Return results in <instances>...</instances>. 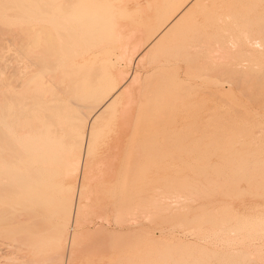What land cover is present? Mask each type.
<instances>
[{"label":"rangeland","instance_id":"374dc122","mask_svg":"<svg viewBox=\"0 0 264 264\" xmlns=\"http://www.w3.org/2000/svg\"><path fill=\"white\" fill-rule=\"evenodd\" d=\"M62 1H64V0H53V5L51 7V13H48V14H50L51 17L55 16V18H56V20H54L55 18L53 19V25H50V23L47 22V26H46L45 25L46 21L44 22L41 19H37L38 22L35 20H34L35 22L34 21L30 22V21L25 20L23 22V24L25 23L24 24L25 26H26V24H31V25H27L28 27L24 26L25 28H23L22 24H21V26L16 25V26H14V28L11 27L8 32L5 31L4 32L5 35L3 34V36H2L0 33V35H1L0 36V68L3 66L0 69V71H1L0 72V78H1V76L4 77L7 75L6 73L3 74V72H4L3 70H4V68H6L5 64H10L9 58L14 57V55H15V49H16L15 47L16 46L14 47V45L16 44V40H17L15 36L20 31L14 33L13 32L14 29H18V28L21 29V27H22V30L27 28L26 30L32 31L31 29H34L33 31H35V32L38 29L37 31H42L45 33L46 38H47V34L53 35V38L56 36L54 33H59V34L61 33L60 34L61 36H63V34H64L63 37H60L59 34H57V36L54 38L55 41H57V42L59 40L61 42L63 41L64 42L63 44L60 43V41L58 43L60 45H64V46L66 44L72 45V46L78 45L79 42L82 40L81 38L87 32H95L94 34L96 36L101 35V44L95 45L91 49V53H93L94 52L93 50H95V53L92 54L95 56L94 58L91 59L90 58L91 56H90L89 59L86 60L88 55L90 54V51H83V49L78 47V52H80V53L83 52V54L85 53L83 55V57L81 56V57L72 58L74 60L71 59L70 61H67L66 67H63L62 69H66L68 71L70 69H74V68H78V67L82 68V67L86 66L87 63H90L91 66L90 65H87V66H90V67L93 66L92 68L94 70L97 69L99 72L98 76L95 79V89L97 91L96 95H98V94L100 95L99 96V100H101L100 102L103 101L104 102V103L102 102L103 104H107V103L111 102V99L113 98L112 102L114 101L116 104L115 109L112 108L113 111L112 110L110 111L107 119L106 118H104V120L101 119V121L102 120L103 121L102 122L100 121L99 125L97 124L95 126V129L92 128V125H90L93 122L94 116H93V118H92V116L89 117L90 119L88 118V120L86 122L87 125L85 123V128H84L85 130L84 129H83V131L81 130L80 134L78 135L79 140L80 139L83 140V141L80 140L83 145L81 143L78 145L79 151H81L80 152L81 154L80 155L78 154V156H80V158L79 157L77 158V160L78 159L79 160L78 161L76 160L74 163H70V165H69L70 167L69 168L67 167L68 168V170H67L68 175H67V177L65 176L66 178L63 177L64 176L63 174L58 175L54 178V181H53L54 184L53 185H55V186L59 185L60 186V185L66 183L69 190L76 191V196L74 199V205L76 207L77 206L76 203L83 204V206H84L83 211H85L86 214L89 215V217L86 215V218H84L82 221H80V223L75 224L74 223V221H75L74 217L75 216H73L72 222L69 224L68 229H67L68 230L67 236L69 237V241L67 244H65L66 247H65V251L63 252V257L60 258L61 260H59V261H58V259L55 261L49 260V262H47V264H117L118 263L117 258H118L119 252L122 249H123L122 250L123 252L126 249L125 250L126 253L121 252L122 255L125 254L123 256H125L126 258L129 257V258H127L125 260L120 253L121 257L119 259L120 261L119 260L118 261L121 262V264L124 263L125 261L127 262L128 259H130V262L128 261L127 264H130V263L131 264H133V263H135V264H138V263L139 264H219V263L220 264H261V262L260 261L258 262V260L260 257H262V259L264 258V221L261 220V219L264 220V218H263L264 217V206H263L264 205V203H263L264 202V200H263L264 199V193H263V191H264V180H263L264 179V0H197V1L196 0L195 1L194 0H75V2H77L76 4L73 0H70V1H73V4L68 7L69 10L67 8L63 7V5L64 6L68 5V1L65 0V3ZM196 2L198 5L196 4ZM183 6H184V8H183ZM84 8H86L87 10H85ZM189 8L191 10H189ZM65 9H67L68 11L66 10L67 11L66 12ZM185 9H187V12L184 14L183 20L179 24L180 26L178 25V27L176 29H174V31L172 30L169 32L168 35L163 36L157 43L158 44V48H157L158 50L155 49V51L157 50L159 52V49L161 48V51L159 53L161 54L162 57L165 56V58L164 59L161 58L162 59L161 60L159 58L160 54H157L158 53L157 51H156L157 53H154L155 51H153L152 53H148V55L146 54V57L143 58V59H146L147 57L150 56L149 54H151V57L156 54V57L155 56L154 57H155V59L157 58L156 61H158V63H156V62L155 63L158 66L159 62H160V65H159L160 67L155 66L156 64L154 65L153 57L152 58L150 57V59L147 58V60H143L141 58H138L141 56V53L142 54L144 53L143 49L145 50L147 48V45H149L151 42H153L154 38L159 33H161L167 27V25H169L170 22H172L177 17V15H179ZM63 11H64V13H63ZM98 11H100V12H98ZM61 13H63L64 15L63 14L61 15ZM163 14H165V16L167 14L166 19H165L166 21H164L165 17H163ZM158 16L160 18H158ZM169 16L170 17L173 16L174 18H170ZM63 17L65 18V20ZM67 17L69 18L68 20H67ZM97 17H99V18H97ZM106 17H108L109 19ZM59 18L60 19L62 18L61 21ZM72 19H73L74 23L75 22L77 23L78 27L76 25H74V23H72V21H70ZM160 19H162V20H161V22H159L160 23L159 24L158 20H160ZM219 19L221 22L219 21ZM31 20H33V19H31ZM216 20H218V21L216 22ZM245 20H246L247 24L244 22ZM64 21H67L68 24H65ZM119 21H121L119 24L121 26V28L118 25V29H117L115 24L117 25L116 22H119ZM41 22L44 25L39 24ZM218 22H219V24H218ZM33 23H36V24L32 25ZM128 24H129V27H127ZM157 24L160 25V27L162 26V28L159 29L160 27ZM48 25H50V26H48ZM54 25H56L58 27V29H56V27H54ZM62 25H65L66 27L64 26L65 27L64 28V27H62ZM67 25H69V26L67 27ZM124 25H126L125 26L126 28L124 27ZM52 26L55 28V30L53 29ZM113 26H114L115 30L112 28ZM157 26H158V28H157ZM193 26H195V27L197 26V27L195 28ZM29 27L31 29H29ZM50 27H52L53 30ZM76 27L79 28V31L81 32L82 37L80 34H78L79 31L76 30L77 29ZM147 27L149 30L147 29ZM179 27H181L182 29L181 28L179 29ZM73 28L76 30L75 33H73ZM183 28H184V30H183ZM124 29L126 32H122V31H124ZM139 29L141 31H146L145 34L143 32V34L145 35L146 38L142 39L143 42L141 41L142 44H141V46H139L141 48L138 47V49L137 48L135 49L134 46L136 47V45H138V43L140 42L139 40L141 39L140 38L141 32H138V31H140ZM154 29H156V31L158 30L157 31L158 33L156 31H154ZM194 29H196V30H194ZM11 30H13V31H11ZM117 30H120V31H117ZM185 30L188 32H191V33L184 32ZM61 31H65L66 33L61 32ZM135 31L138 33H136ZM150 31H153L154 34H153V32H150ZM196 31H198V33H196ZM242 31H244V32H242ZM11 32H13L12 33V36L14 35L13 38L10 35ZM115 32L116 33L120 32V33H117V35H116ZM131 32H133V34L134 33H136V34L133 35ZM155 32H156V35H155ZM180 32H181V34H180ZM125 33L127 35H125ZM184 33H185V36L183 35L184 36L183 37L184 39H183L180 36H182V34H184ZM186 33H187V35H186ZM70 34L71 35L73 34L74 37L71 36ZM118 34L123 36V37L119 36V38H118L119 39L118 42H120L119 44L116 43L117 41L115 40V39H117L116 37L118 36ZM130 34L133 35L134 39L132 38V35H131V38L129 37ZM148 34H149V38L147 36ZM152 34L154 36H151ZM178 34H180V35H178ZM191 34H192V36H191ZM6 35H10V36L7 37ZM68 35H69L68 38L70 39V41L66 37ZM124 36H125V38H124ZM127 36L130 39H132V41L129 40L127 38ZM57 37L58 38L60 37V38L57 40ZM71 37H72V41H71ZM76 37H77V39H76ZM150 37L152 39H150ZM164 37L166 39H164ZM186 37H189L188 41H187V39H185ZM210 37L212 38L211 39L212 41H209ZM214 37L216 40L214 39ZM2 38L10 41V45H9V42L7 43ZM14 38H15V44H14ZM62 38H65V39H62ZM120 38H123V40H124L123 44H122V41H120V40H122ZM179 38L182 40V42L179 41L180 40ZM190 38H191V40H190ZM11 39H12V41H11ZM194 39H195V41H194ZM73 40L75 41V43L73 42ZM113 40H114V42H113ZM135 40L138 41L137 44H135L136 43ZM144 40L145 41L149 40V41H147L148 43L147 42L145 43ZM184 40H185V42H184ZM107 41H109V42L107 43ZM125 41H127L128 43H126ZM186 41H187V43H186ZM196 41H197V43H200V44L195 43ZM70 42H71V44H70ZM175 42H176V44L174 45ZM183 42L186 45H184ZM188 42L189 43L191 42L189 44V46L194 45L193 47H195V49H193L191 46L190 47L193 49V51L194 50L196 51V52L194 51L195 54L192 53L193 51L188 46ZM206 42L208 43L206 45L207 47L213 42L212 43L213 45L211 44L212 47L209 46V48L211 47L212 52L211 51L207 52V50H209V49H207L204 46V44H206ZM11 43H12V46H11ZM172 43H173V45H172ZM217 43H218V45L220 44L221 48L217 45ZM17 44H18V42H17ZM108 44H110L111 48H109ZM143 44H145L146 46ZM181 44H183V47ZM196 44L198 45V48H196V46H197ZM126 45H128L129 48L133 47L132 50L135 49V52H132L131 48H130V51H128V47ZM142 45L144 46V48H142ZM178 45L180 48L182 47V49L179 50V47H177ZM102 46H103V48L101 51H103L104 53H100L101 51H98V54L96 55V53H97L96 50H99ZM106 46H108V47H106ZM124 46H126V48ZM186 46L190 50H188V48ZM201 46L203 49L201 48ZM183 48L184 49L186 48L185 49L186 51ZM199 48H201L200 52H199ZM11 49H12V51H11ZM107 49H108V53L110 52L109 54L106 51ZM116 49H117V51H116ZM122 49L124 50L123 52L127 51L128 54L127 53L122 54L121 53ZM162 49L166 50L167 52L166 51L164 52ZM81 50H82V52H81ZM137 50H139V51H137ZM173 50H174V52H173ZM177 50H179V52ZM13 51H14V53H13ZM111 51L113 53H111ZM162 52H164V53H162ZM169 52H171L173 55H170ZM131 53H132V56L130 58H134L133 60L132 59L130 60V58H129V55H131ZM114 54H115V56H114ZM162 54H164V55H162ZM105 55H107V56H105ZM120 55L121 56L124 55V57H121V59H118L119 60L118 62H114V61H117V58H119ZM168 55H170V56H168ZM177 55H179V56H177ZM84 56H87V57L84 58ZM210 56H213V57H210ZM105 57H106V60H105ZM173 57H175V58H173ZM192 57H196V59H194V61L191 63L189 61L193 60ZM209 58H212V59H209ZM139 59H141V60H139ZM172 59H176L178 61V63H180V64H177V62H176V64L174 65V63H175L174 61H176V60L173 61ZM180 59H182V60L184 59L185 61L184 60L183 61L185 62V64L191 63L190 64L191 66L186 65V66H190V68L187 67V70H189L188 74L185 73V71L183 72V70H185L186 67H185L184 62H182V60H180ZM92 60H93L94 64H92ZM121 60H123V61H121ZM136 60L138 61L137 65H139V66L135 65L137 63ZM148 60L151 62H149ZM163 60L166 61L168 64L171 63V61H172L173 63L169 64V66H170V68L172 66V68L175 71H173L172 68H171L172 69V71H171V69L168 68L169 66L167 63L165 64V62H163L164 64H162L161 62ZM95 61H96V63H95ZM143 61L147 62V63H144ZM83 62H84V64H82ZM140 62L143 65L139 64ZM74 63H76L77 65ZM100 63H101V65H100ZM113 63H115V64H113ZM149 63H150V65H149ZM67 64H69V65H67ZM96 65H99V66L96 67ZM127 65H129V66H127ZM140 65L144 66V67H145V65H147V66L145 68H143ZM102 66H104V68L106 67L105 68L106 73H105V71H103L104 68H102ZM161 66H163V67L165 66L166 68L170 69L171 74L168 75L169 71L165 67L164 68L162 67L163 69L161 71H159L160 70L159 68H161ZM173 66H176V67L178 66V67L176 68ZM191 67H193L195 69H192ZM117 68H119V69H117ZM137 68H140V69H137ZM196 68H197V71H196ZM143 69H146V70H143ZM149 69H150V71H148ZM153 69H155V70L157 69V71H155V72L158 74H155ZM190 69H191V72H190ZM66 70H64V71L66 72ZM120 70L122 72H120ZM176 70L178 71L177 74H176V72H177ZM129 71L131 73H129V77L126 78V75ZM135 71L138 74L141 73L142 71H144V72H142V75L139 74L141 76V78L140 77L139 78L142 80L145 79V81H147V83H145V85H147L146 86L147 92H149V90L152 91L151 88H153V86H155L153 83L156 82V80H154V79L160 78V81H162L161 77L164 76V73L162 74L161 72L166 71L165 72L166 75L164 76L163 81L162 82L159 81L163 85L162 84L160 85L158 81H157L158 83H155L156 85L158 84V86L162 87V88L159 87L158 89H163L166 86H169L168 84L170 82L172 84V85L170 84L171 86H175L179 83L180 86H179V84L177 85V87L175 86L176 89L178 88L177 90L174 89V87L173 88L171 87L172 91L173 92L177 91V93H178V92H180V89H181L180 93L185 91L184 92L185 94L180 95L178 93L179 97L184 96V98L182 97L183 101L181 99V100H179V103H176L177 101L175 102V100H174L173 103L169 104V106L177 104V106L174 105L176 107V112H174V113H171V111L173 112L175 109L174 106H173L174 108L172 109V107H169L167 105V107H169V110L168 111L166 110V115H164L165 109H168V108L163 107V106L161 108L159 106L161 108V110H163L162 116L163 115L166 116L165 120H167V121H165L163 119L164 117L162 119H160V120L158 119V120H159V122L160 121L163 122V120H164V122H166L167 124L160 122L159 125H161V124L162 125L161 126L157 125L159 127L158 128L156 126L157 129H156V127H153L154 121H155V123H157L155 117H157V118H159L158 116H160V118L162 117L160 115L161 113H159V111L161 112V110L159 107L156 108V106H158L157 103H156V106H154L155 104L152 102L154 105L151 106V107H153V110H151V115L152 114L153 115L155 114V115L153 117L151 116V119H150L151 124H149L150 125L149 127H151V128L148 127V131H149L148 135H149V133L151 135L158 133V135H154V136L152 135L155 138L152 137V139H150V141H149L151 146L148 147L150 149V150L149 149L148 150L151 152L148 151L149 153L147 155H146V152H145V154L143 153L144 156L139 157V160H138V157L135 156V153H136V151L134 149L135 144H132L133 146L128 147L129 153H128V156L126 157V161H123V163H122L120 159H115L114 158L115 156H113L114 153H117V152L121 153L122 150L119 151L120 149L119 150L116 149V151H115V149L113 147L111 148V146H113V145L110 144L112 141L109 139V136L111 135V132H112V130H111L112 125L110 124V121L108 119H109V116L112 115V113H114V110H116V109L118 110V108H121L119 106H121V103L125 100V97H124V99H121V98H123V97H121L123 95H120V97H121L120 98L121 100H120L119 96H118L119 95L118 92H121L120 94H123L122 92H123V90H124L123 88L125 86L124 83L129 82L130 78L134 77V74L136 73ZM139 71H141V72H139ZM101 72H102V74H103L102 76L105 80L102 79ZM117 72L118 73L120 72L121 76H122V74L125 75V79H123L124 76H122L123 78L121 77V80H119V81L125 80V82H123V84H122V82L117 84L119 82L117 80L120 79V78H118L120 76ZM213 72H215L216 74ZM108 73L110 76L108 75ZM146 73L148 75H146ZM184 73H185V75L187 74L188 77L191 75L194 76V74L195 75L197 74V75L194 78H191V77L188 78L187 76L185 77ZM192 73H194V74H192ZM153 74H155V75H153ZM189 74H191V75H189ZM104 75H105V77H104ZM115 75L116 76L118 75V76L115 77ZM145 75L147 77L150 75L149 76L150 78H148V79L144 78ZM157 75L159 77H157ZM174 75H176V76H174ZM177 75L180 78H178ZM166 76H172V78L167 79ZM116 78H117V80H116ZM100 79H101V81H100ZM172 79H173V81L175 79L176 80L180 79V80L179 81L175 80V82H178V83L174 84L175 82L172 83ZM97 80L100 81L102 85L100 83H98ZM148 81H149V83H148ZM164 81H166V82H164ZM185 81L188 84V86L185 83ZM142 82H144V81H142ZM97 83L100 85H98ZM166 83H167V85L164 86V84H166ZM150 84H152L153 86ZM119 85H120V87H119ZM181 85H183L184 88L186 86H187V88L190 87V89L185 88L186 90H184L183 86H181ZM98 87H99V89H98ZM109 88H110V90H109ZM120 88L122 89L121 91H120ZM148 88H149V90H148ZM97 89L100 91H103L105 89L103 92H105V91L106 92L100 93ZM154 89L155 88H153V90ZM177 93H175V95H177ZM102 95H103V98H102ZM145 95H148V94H145ZM149 95H152V93H149ZM153 95L157 96L156 93ZM116 100H118V101H116ZM119 101L120 102L122 101V102L119 103ZM117 102L119 103V105L117 104ZM116 106H118V107H116ZM150 109H152V108H150ZM157 109H159V111H157ZM156 112L159 113L158 116L156 115ZM110 118H111V116H110ZM151 120H154V121H151ZM105 121H106V123H105ZM100 124H101V126H100ZM110 126H111V128H110ZM90 127H91V129H90ZM89 129L91 132L89 131ZM92 132H94V133H92ZM167 132L169 133V136H168ZM89 133H91L93 136ZM94 134H96V135H94ZM81 135H82V137H80ZM89 135H90V137H89ZM97 136H98V139H96ZM157 136H158V138H156ZM88 137H89V140L90 139L93 140V144H95V146L97 143V147H98L99 151L97 150V147L95 148L94 145H92V147H94L92 149H93L94 153H95V151H97V155H99V157L98 156L96 157V155L93 152H91L90 154L87 153L88 150H87L86 144L89 142ZM173 137H175L177 140ZM101 138H103V139H101ZM94 139H95V141H94ZM153 139L155 141H153ZM96 140L101 141V142L99 141L100 142L99 145H98V141H96ZM151 140H152V142H151ZM150 144H148V145H150ZM80 145H82V146H80ZM82 149H86V150L82 151ZM98 152H100L101 154L100 153L98 154ZM86 154H88V155H86ZM90 155L92 158H90ZM100 155H101V157H100ZM145 155L147 157L149 155L150 156H149V158H147ZM110 156H113V157H111V158H113V160L110 158ZM108 157H109V159H107ZM97 158H98V160L100 159L101 162L100 161L97 162ZM85 159H87L88 161L87 160L85 161ZM92 159H93V162H91ZM201 160L203 162H201ZM84 162H86V163H84ZM103 162H105V163H103ZM111 162H113V164ZM98 163H99V165H98ZM75 164L78 166V169L76 168L77 166ZM84 164H86L85 168H84ZM213 164H214V166H213ZM79 165L85 170L84 172L82 171V168H80ZM96 165H98V166H96ZM121 165H122V167H124V169L121 167ZM132 165H133V169L131 168ZM204 165L209 167V170H207L208 168H204L205 167ZM93 166H95V167H93ZM108 166L109 167L113 166V169L109 168ZM200 166H202L203 168ZM210 166L213 168L216 166L217 169L218 168L219 169L217 170L215 167V169H216L215 170V169H212ZM101 167H102V169H101ZM105 167L108 170H106ZM119 167H121L122 169L120 168L121 169L120 170ZM136 167H138V168H136ZM198 167L200 169H198ZM74 168H76V169H74ZM134 168L136 169L135 172H134V170H135ZM92 169H95V170H92ZM109 169H111L112 171ZM129 169H131V173L134 174L132 177V174L130 173L132 179L134 180V183H132V184H134L133 188L135 187L133 190L134 194H133L132 198H133V200L135 198L136 199L134 201H131L133 203H131V202L128 203L129 201H126L128 198V195H126V194H128V185H129L130 181L132 180L131 179L129 182L127 181V180H129L128 178H131L130 174H128V172H130ZM143 169H144V171L141 172V170H143ZM203 169L206 170V172H203L202 171ZM98 170L100 172H102L103 175L101 173H99ZM197 170H201L203 173H201L200 171L198 172ZM95 171L98 173H96ZM216 171H218V172L216 173ZM86 172H87V175L85 174ZM75 173H76V176H75ZM89 173L90 174L92 173L91 175H93V176H91ZM108 173H109V175H108ZM199 173H201L202 175L203 174L205 175L204 180H202L204 178L202 175L200 176L201 178L197 176ZM205 173L211 174L212 177L214 175L213 178H214V180H216V181H213L214 183H216V182L218 183L219 179H221L220 181L222 183H224V181H225L226 185L229 186V191H228V186H225V184H222V183H221L222 185H220V181H219L218 185L222 188L223 187H226V188H223L220 190V187L217 184H216L217 185L216 186L213 182L207 183L206 181H212L213 179H211V177H210L211 175L207 176ZM82 174L85 177H83ZM113 174H114V176H113ZM242 174H244L245 177L249 175L252 179H250V181H248L250 178L249 176H248L249 178L246 177V178H248V180L245 179L244 175L240 177V175H242ZM97 175H98V177H97ZM127 175H129V176H127ZM94 176H95L94 180L97 178L96 183L91 182V183H89V185H87L88 182ZM99 177H100V180H99ZM209 177L211 180H207V179H209ZM242 177H244V178H242ZM253 177L254 178L257 177V179L255 178L256 179L255 180ZM85 178L86 179L89 178V179L86 180ZM217 178H219V179H217ZM235 178H236L235 182L237 183L238 187L236 186V183L233 181ZM239 178H240V180L242 178L243 181L242 180L240 181ZM82 179H83V181H82ZM58 180H60V181L58 182ZM84 180H86V183ZM97 180H98V184H97ZM133 180H132V182H133ZM253 180H254L253 183H255V184H257V182H259V181L260 182L258 183V185H255V184H252ZM197 181H199V182L203 181L205 186H203V183L201 184V182L199 183ZM226 181H228L230 184H227ZM239 181H240V183H239ZM245 181L248 184L251 183L255 187H253L251 184H250L251 186L249 185L250 187L247 186L248 184L246 185ZM198 183H199V185H198L199 187H201V185L204 187V188L203 187L199 188L197 186L202 194L198 193L199 192L198 189H197L198 191L195 189V188H197L196 185ZM114 184H116V185H114ZM186 184H187V186H186ZM238 184L239 185L241 184V185L239 186ZM73 185H74V187H73ZM260 185H262V187H260V188H263V189H259V187H258V191H256L257 190L256 186H260ZM208 186L209 187L213 186V187L209 188ZM215 186L217 188L219 187V190L216 189L217 192L214 190V193L216 192V194H214L213 191L211 190V189L215 188ZM234 186H235V188H234ZM205 187L207 188L206 190H205ZM236 187H237V190H238V193L240 194V196L238 195V193L236 191ZM247 187L253 191L249 190ZM73 188H75V189H73ZM224 189L225 190L227 189L228 193L230 192L229 193L230 196L228 195V198H224L227 196V195L223 194L226 192ZM246 189H247V191H246ZM203 190L205 192H207V194L204 195L203 193H205V192ZM233 190H235L236 192H234ZM83 191H85V194L87 193L86 196L84 195ZM125 191L127 192L126 194H124ZM222 191H225V192H222ZM249 191L252 193H250ZM78 192L79 193L81 192L84 196L82 195V197H79ZM210 192H212V194H214L218 200L215 197L211 198L214 195H212V196L209 195V194H211ZM253 192H254V194H253ZM196 193L198 195L200 194V195H203L205 197L198 196V195L195 196ZM243 193H246V194H243ZM258 193L260 195H258ZM217 194H219V195H217ZM222 194L224 195V197L222 196ZM241 194H243L244 197ZM117 195H119V196L117 197ZM206 195H209V197H206ZM247 195L250 196L249 199H248L249 196H247ZM124 196H126L125 197V201H126L125 205L128 206V204H132L131 209H128L129 207L126 208L127 206H124V208H126V209H122L121 204H119L121 202L118 201L119 203H117V200H121V198L124 201V199H123ZM169 197H170V199H169ZM200 197H202V198H200ZM221 197H223V198H221ZM229 197H230V199H229ZM233 197H235V199ZM237 197L239 200L237 199ZM257 197H259V198H257ZM79 198H80V200H79ZM108 198H110V199L108 200ZM118 198H120V199H118ZM191 198L196 199L197 202L195 201L196 202L195 203L194 200H191ZM252 198L254 200H252ZM188 200H189V202H188ZM214 200H216L215 204L213 203ZM227 200L229 203L227 202ZM234 200H235V203H234ZM203 201H205V202H203ZM208 201H210V202H208ZM220 201L222 202V204L225 201L223 206H222V204H221V206H220V204L219 205L217 204V203H220ZM248 201L249 202L251 201V203H249ZM113 202L114 203L116 202L117 203L116 206H118V207L120 205V208L117 209V207H115V205H113L114 204ZM191 202L193 203V205ZM200 202H202V203H200ZM226 202H227V204H226ZM199 203L200 204L206 203L207 206H208V204L212 203L211 206L210 205L208 206V208L213 207L214 210H213V208H209V209H211V210H209L207 208V206L205 207L204 205L203 206L199 205ZM257 203H259V204H257ZM196 204H198V206ZM248 204H250V205H248ZM153 205H154V207H153ZM173 205H175V207L178 208V209L176 208L177 212L175 211L176 209H175V207H173ZM226 205L227 206L233 205V206H235L236 209H240V210H237L238 211L237 212L233 206L231 208H228ZM242 205H243V207H242ZM132 206L133 207L136 206L137 208L136 207L132 208ZM199 206L202 207V209L204 207L207 208L206 210L209 213L206 210L203 211L205 208L203 210L199 209ZM224 206L227 208H225ZM251 206H254L253 209ZM85 207H87V208H85ZM114 207H115V209H113ZM169 207H170V209H169ZM215 207H218V209ZM241 207H242V209H241ZM98 208H99V211H98ZM105 208H107V211L105 210ZM51 209L52 208L47 209V211L49 212L47 214L48 215V217H47L48 221L45 219L46 222L44 224V228L48 229V230L51 229L53 223L55 222L54 221L55 218L51 217V214H53V213H50L52 210L54 211V208L52 210ZM102 209H103V211H102ZM127 209H128V211L129 210L132 211V209H133V211H132L133 213H131L129 211V214H128ZM194 209H195V212L193 211ZM222 209L223 210L227 209V210L222 211ZM2 210L0 212V215L2 214L1 216H3V218L0 216V218L2 219V220L0 219L1 220L0 226H1V223H2V227L7 226V228L4 227V229L6 231L8 230L7 233H8V236L10 237L9 239L14 240L13 243L16 244V242H17V244H18L19 243L18 239L20 238L18 236V235H20L19 230L23 229L21 224L24 225L25 224L24 221L28 218L27 212H26V210L19 209L20 211L21 210H23V211L21 212V216H18V215H20L19 210H16L14 212H11V210H10V212L12 214L10 213L9 215L7 212L8 209H6L7 213L5 212V210L2 213ZM94 210L98 211V213L94 212V214H93L92 212ZM117 210L121 211V215H120V212ZM168 210H169L170 214H172L174 212L173 214L175 216H173V214L172 215L169 214V215H165V216H167V217L170 216L171 218L176 217V216L182 217V222L180 221L181 218L179 220V217H178V222H177L178 224L176 225V223H175L176 227L172 226L174 224V222H173L174 220L171 218L169 219L172 221L169 224H171L170 226L172 228H174L173 230H172V228H169L170 227L169 225H167L169 220L166 221L163 218L164 214H168ZM246 210H248V212H246ZM104 211H106V213H104ZM123 211H127V212L125 213ZM170 211H172V213ZM201 211L204 213L205 216L202 215ZM211 211H212V213H211ZM230 211H231V213H230ZM239 211H241V212H239ZM25 212H26V214H22ZM206 212L208 213V215L206 214ZM221 212L225 213V214H223L224 217H222V219H221V216H222ZM233 212L234 213L236 212L235 213L236 215L238 213H240V215H237L238 219L235 217L236 215ZM242 212H244V214ZM4 213H6L8 217H5L6 215L4 216ZM102 213H103V216L105 215L106 217L105 216L103 217ZM130 213H131V215H130ZM226 213L228 215L227 217L225 216ZM245 213H248V214H245ZM15 214H16V216H15ZM100 214H101V218H99ZM132 214H133V216H132ZM196 214H198V215L195 216ZM210 214H211V218L209 217ZM231 214H232V216H229ZM24 215H25V217L22 218ZM54 215H55V213H54ZM54 215H52V216H54ZM199 215H200V217L198 218ZM217 215H219V218H218V219H220L219 223L222 226L219 224H214V222L218 223L217 222L218 221ZM243 215L246 218L242 217ZM247 215H249V216H247ZM250 215L251 216L253 215L252 218H249V217H251ZM9 216H11V219ZM188 216H189V218H188ZM13 217H14V219H13ZM191 217H193V219H195V220L198 218V219H200V221L204 220V218H205L204 221H206V223H205L206 225L204 224V226H208V227H206L207 229L202 225L204 222H200L198 220H196L195 222H191L192 225L189 227H192L194 225L193 228H188L187 225H189L188 223H190L188 221V219L189 220L191 219L193 221V219ZM232 217H234V218H232ZM8 218H9V222H8L9 224H7V222H6V221H8ZM50 218H52V219H50ZM53 218H54V220H53ZM88 218L92 223L88 220ZM132 218H134V220H136V221H134ZM225 218L230 220V222H228V220H226ZM259 218H260V220H258ZM22 219H24V221ZM116 219H118V221ZM166 219H168V218H166ZM207 219L208 220L210 219V221H209L210 224L207 221ZM223 219H225V221ZM243 219L245 222L243 221ZM246 219H248V220L246 221ZM250 219H251V221L249 223ZM254 219H256V221H252ZM3 220L4 221L6 220L5 223ZM17 220H20V222ZM129 220L132 223L129 224L128 223ZM213 220H214V222H213ZM16 221H17V223H16ZM51 221H53V222H51ZM239 221L241 222V225H240ZM11 222H12V224H11ZM13 222L16 223L17 227H16L15 223L13 224ZM18 222H19V224H18ZM165 222H166V228H167V226H169L167 229H169L170 232H174V233L176 232L175 233L176 236L173 235V233H170V232L168 233V230H165V225H164ZM198 222L201 226H199ZM243 222H244V224H243ZM256 222H257V224L259 223V225H261L262 227L261 226L257 227ZM46 223H47V225H46ZM162 223H164V224H162ZM237 223L239 224V226ZM251 223L253 224V226H251L252 225ZM3 224H5V225L3 226ZM183 224H187V225H183ZM196 224H198V225H196ZM48 225H50V226H48ZM160 225L164 231L161 229ZM182 225H183V227H182ZM214 225H215V228L216 227L218 228V229L216 228L218 231L217 230L214 231L215 230ZM227 225H228V227H227ZM242 225L244 226L246 231L244 230V228H243L244 231H241ZM101 226H103V227L101 228ZM184 226L187 227V229H183V228H185ZM197 226H199L201 228V230H199V227H197ZM234 226H235V228H236V226L240 227V228L235 229V228H233ZM246 226L248 228H246ZM254 226L257 228H255ZM130 227H132L131 228L132 230L135 229L138 233V235L135 234V238L131 237L133 239L130 238V236H133V234L129 235V236L127 234H122L125 232V230L129 229ZM154 227H155V230H153ZM156 227H159L161 229L160 230L159 228H157L158 230H160L161 234L156 230ZM194 227H196L198 229L199 233L197 232L196 228H195L196 230L194 229ZM95 228L97 229L98 235L96 233H94V232H96ZM98 228L99 229L101 228L105 232H106V230L112 231V232H113V230H114V232L119 230V232H118L119 234H116V233L115 234H116V237L124 236L123 240H120V238H116V240L118 239L117 242L120 240L119 245H121V247H119V245H114L115 244V242H114V244L112 243V249H111V244H109V243L113 242V240L115 239L114 237H112L113 238V240H112V238L110 237L111 235L105 236L106 237L105 239H109L108 237H110V239H111V240L109 239V241H111V242H108V240H106L109 245L104 244V243H106V241H104L105 240L104 237L102 238L101 236L106 235L107 232L104 234V232L102 230H99ZM211 228L214 230L212 231ZM224 228H226V231ZM230 228L233 229L234 231L231 230ZM178 229H179V232H178ZM228 229H229V231H228ZM122 230H123V232H122ZM135 230H134V232H135ZM206 230H209L211 233L209 231H206ZM237 230H238V232H237ZM261 230H263V232ZM12 231L14 232L13 233L14 235H11ZM74 231L77 233H80L81 235H80L79 239H77V241L74 242L75 243L74 246H71L70 241L72 240V237L74 236L73 234H75ZM81 231H83V232H81ZM99 231H100V233L101 232L103 233L100 236H99V234H100ZM154 231H156L155 234H154ZM200 231L201 232L203 231V232L200 233ZM231 231L236 232V233H233ZM260 231L262 233H260ZM15 232H16L17 236H16ZM86 232L89 233L88 236L86 235L87 239L89 236H91L93 234V238H95L93 240L94 241L93 243H96L95 246L97 244H101V245H99V247H101L102 250L104 249V247H102L103 245L104 246L106 245L105 247H109V248L108 249L105 248L103 250L105 252H103L102 250H100L101 248H99L97 246V248H95L93 251H95L96 249L98 251L96 250V253L95 252L90 253V251H92V250L89 251L87 248L88 245H90L89 244V242H91V241H89L90 239H88V240L82 239V236H83V238H85V235H83V233H86ZM148 232H150V235H147ZM151 232L153 233V235L155 237L151 234ZM194 232H196L197 235L198 234L199 235L194 236L196 234ZM207 232H209V233H207ZM228 232H229V234H227ZM48 233H49V231H48ZM182 233L185 235H183ZM188 233L192 234V235H189ZM237 233H239V235ZM240 233H242V234L240 235ZM5 234H6V232H5ZM107 234H109V233H107ZM163 234H165L164 236L166 239L162 238V237H164V236H162ZM171 234L173 236H171ZM231 234H233V235L231 236ZM248 234H250L251 236ZM254 234H256V235H254ZM71 235H72V237H71ZM167 235H169V237ZM177 235H178V237H177ZM186 235L188 237H186ZM211 235L213 236V238ZM11 236H14V237H11ZM150 236H152V238ZM179 236L182 237L183 239L179 238ZM189 236L190 237L192 236V239L189 238ZM98 237H99V239H98ZM148 237H150L151 239ZM176 237H177V239H176ZM195 237H197V238L194 239ZM199 237L202 239H200ZM80 238H81V240H80ZM100 238H102V240L104 242H102V240L100 241ZM155 238H157V239H155ZM167 238H169V240ZM170 238L171 239L175 238L176 240L174 239L171 241ZM178 238H179V240H178ZM186 238H188V242L184 243L187 241ZM163 239H165V240H163ZM199 239L201 242L199 241ZM15 240H17V241H15ZM95 240H96V242H95ZM157 240L161 241V243H164L165 246H164V244H161V243H160V245L157 244V243H159ZM180 240H183L184 242L180 241ZM192 240H193V242H192ZM196 240H198V242ZM210 240L212 242H210ZM149 241H151V242L153 241V242L150 243ZM205 241H208L209 243L206 242V245H205ZM256 241H258V242L256 243ZM77 242H79L80 244ZM180 242H182V243H180ZM217 242L219 243V245ZM244 242L248 243V244L245 245ZM102 243H103V245H102ZM131 243H134L132 245H137V246L133 247L134 248L133 249V248H131L132 246L130 247ZM194 243H197V244H194ZM202 243H204V245ZM187 244L188 245L192 244V245L187 247ZM207 244H209V245H207ZM220 244L222 245V247L220 246ZM201 245H203V246H201ZM214 245H216V246L218 245V246L214 247ZM114 246H115V248H114ZM156 246L158 248L160 247L159 248L160 250L162 248V251H160V250L158 251ZM178 246H180L181 249ZM169 247H170V249H169ZM184 247H187L186 248L187 251L184 250L185 249ZM229 247H231V248H229ZM166 248H168V250H166ZM182 248H183V250H182ZM130 249H132V250H130ZM25 250L28 251V248H26ZM25 250H24V252H25ZM77 250H78L79 255L76 253ZM80 250L82 252H80ZM155 250H156V252H154ZM180 250H182L183 253H181ZM99 251H101V252H99ZM97 252H99V254L101 253V255H99ZM127 252H128V254H127ZM150 252L151 253L153 252L152 255H154L155 257L153 256L151 258L149 256V255H151ZM166 252H167V255L165 254L166 256H164L163 254ZM186 252L188 254H186ZM2 253L4 255H8L11 257L8 258L7 256H4ZM5 253H6L5 251H3V252L1 251L0 255H2V256H0V264H17V262L12 260V257H14L13 254L19 253V251L17 250V247L12 252L11 251L7 252L8 254L7 253L5 254ZM30 253L28 251V253H26V255L28 257H31L32 253L31 254ZM88 253H90L91 256ZM108 253H110V254H108ZM70 254H71V258H70ZM72 254H75V255H72ZM96 254H98V255L96 256ZM158 254H159L158 257H160L159 260L157 257ZM160 254H162V255H160ZM179 254H182V257ZM161 256H162V258H161ZM167 256H168V258H167ZM32 258H35V257H32ZM121 259H122V261H121ZM150 260H151V262H149ZM39 261H40V263H39ZM159 261H161V262H159ZM115 262H117V263H115ZM126 262L124 264H126ZM36 263L42 264L43 262L41 260H39V258H38V261ZM45 263L46 262H44L43 264H45Z\"/></svg>","mask_w":264,"mask_h":264},{"label":"bare ground","instance_id":"6f19581e","mask_svg":"<svg viewBox=\"0 0 264 264\" xmlns=\"http://www.w3.org/2000/svg\"><path fill=\"white\" fill-rule=\"evenodd\" d=\"M68 1V5H66V6H64L63 4V7L64 8H67L68 10H69V6L70 5H72L73 4V1L75 2V0H73V1H70V0H67ZM195 1V0H194ZM197 1V0H196ZM61 2V1H60ZM59 2V3H60ZM62 2H64L65 3V0L64 1H62ZM67 3V2H66ZM77 2H75V4H76ZM195 3V2H194ZM58 4V3H57ZM196 4H197V2H196ZM52 5H53V0H0V33H1V35L3 36V34H4V32L5 31H9V29L11 28V27H13L14 28V26H16V25H20L21 26V24L23 25V28H25L27 25H31V24H26V26L23 24V22L25 21V20H27V21H37L38 22V20L37 19H41V20H43L44 22L46 21V23H45V25L47 26V22H49L50 23V25H53V19L55 18V16H53V17H51L50 16V14H48V13H51V7H52ZM59 5V4H58ZM198 5V4H197ZM196 5V6H197ZM195 6V5H194ZM62 7V6H61ZM188 7V6H187ZM71 8V7H70ZM183 8H184V6H183ZM197 8V7H196ZM63 9V8H62ZM67 9H65V11L67 10ZM85 10H87L86 8H84ZM67 10V11H68ZM81 10V9H80ZM182 10V9H181ZM189 10H191L190 8H189ZM188 10V11H189ZM66 11V12H67ZM98 12H100V11H98ZM97 12V13H98ZM187 12V9H185L183 12H181L179 15H177V17L172 21V22H170V24L169 25H167V27L161 32V33H159L155 38H154V40H153V42H151L149 45H147V48L144 50L143 49V54L141 53V56L140 57H138V58H141V59H143V58H145L146 57V54L148 55V53H152L153 51H155V49H157L158 48V41L163 37V36H165V35H168L169 34V32L170 31H174V29H176L177 27H178V25L182 22V20H183V16H184V14ZM63 13H64V11H63ZM63 13H61V15L63 14ZM189 14V13H188ZM64 15V14H63ZM72 15V14H71ZM101 15V14H100ZM80 16V15H79ZM166 16H167V14H166ZM166 16H165V14H163V17H165L164 18V21H166L165 19H166ZM188 16V15H187ZM77 17V16H76ZM102 17V16H101ZM162 17V16H161ZM170 17V16H169ZM64 18V17H63ZM91 18V17H90ZM96 18V17H95ZM97 18H99V17H97ZM106 18H108V17H106ZM105 18V19H106ZM158 18H160L159 16H158ZM170 18H174L173 16H171ZM31 19H33V20H31ZM60 19V18H59ZM62 19V18H61ZM61 19H60V21H61ZM69 18L67 17V20H68ZM93 19V18H92ZM109 19V18H108ZM218 19V18H217ZM221 19V18H220ZM220 19H219V21H220ZM232 19V18H231ZM54 20H56V18L54 19ZM58 20V19H57ZM64 20H65V18H64ZM161 20L162 19H160V20H158V23L159 22H161ZM168 20V19H167ZM186 20V19H185ZM184 20V21H185ZM34 21V22H35ZM70 21H72V23H74V21H73V19L72 20H70ZM218 20H216V22H217ZM65 22V24H68L67 23V21H64ZM113 22V21H112ZM120 22L121 21H119V22H116L117 23V25L115 24V26H116V28L118 29V25L120 24ZM215 22V21H214ZM221 22V21H220ZM224 22V21H223ZM226 22V21H225ZM245 23H246V20L244 21ZM48 23V24H49ZM76 23V22H75ZM74 23V25H76L77 27H78V25H77V23L75 24ZM163 23V22H162ZM34 24H36V23H33L32 25H34ZM39 24H43L42 22L41 23H39ZM160 24V23H159ZM168 24V23H167ZM218 24H219V22H218ZM235 24V23H234ZM247 24V23H246ZM44 25V24H43ZM50 25H48V26H50ZM73 25V26H74ZM114 25V24H113ZM158 25V24H157ZM162 25V24H161ZM165 25V24H164ZM163 25V26H164ZM182 25V24H181ZM197 25V24H196ZM221 25V24H220ZM250 25V24H249ZM25 26V27H24ZM36 26V25H35ZM38 26V25H37ZM65 25H62V27H64ZM69 25H67V27H68ZM120 26V25H119ZM126 25H124V27H125ZM159 27H160V25H158ZM158 26H157V28H158ZM180 26V25H179ZM184 26V25H183ZM182 26V27H183ZM223 26V25H222ZM28 27V26H27ZM32 27V26H31ZM53 27V26H52ZM52 27H50L51 29H52ZM54 27H56V29H58V27L56 26V25H54ZM53 27V29L55 30V28ZM60 27V26H59ZM61 27V28H62ZM66 27V26H65ZM64 27V28H65ZM71 27V26H70ZM75 27V26H74ZM76 27V28H77ZM127 27H129V24H128V26ZM156 27V26H155ZM193 27H195V26H193ZM197 27V26H196ZM195 27V28H196ZM238 27V26H237ZM12 28V29H13ZM16 28V27H15ZM33 28V27H32ZM36 28V27H35ZM38 28V27H37ZM113 29H114V26L112 27ZM120 28H121V26H120ZM126 28V27H125ZM162 28V26L159 28V29H161ZM181 27H179V29H180ZM192 28V27H191ZM218 28V27H217ZM232 28V27H231ZM20 28H18V29H14V31L13 30H11V31H13L14 33L15 32H18V31H20L18 34H16V44H17V42H18V44L16 45L15 44V38H14V47L16 48L15 49V55H14V57H10L9 59V61H10V64H5L6 65V68H4V72H3V74L4 73H6L7 75L6 76H1V80H0V209L2 210V213H3V211L5 210V212H6V209H8V215L11 213V212H14V211H16V210H19V209H23V210H26V212H27V216H28V218L24 221V219H22L23 221H24V225L23 224H21V226L23 227V229L22 230H19L20 231V235H18L20 238V240L18 239V244H17V242H16V244L15 243H13L14 242V240H10L9 238V236H8V233H7V231L4 229V227H6L7 228V226H4L5 224H3V226L4 227H2V223H1V226H0V250L3 252V251H5L6 253L7 252H12L13 250H15V248L17 247V250L19 251V253L17 254V253H15V254H13V256L14 257H12V260H14L15 262H17V264H37L36 262L38 261V258H39V260H41L43 263L44 262H46L45 264H47V262H49V260H51V261H55V260H57L58 259V261L59 260H61L60 258H62L63 257V252L65 251V244H67L68 243V241H69V237L67 236V229H68V226H69V224L72 222V218H73V216H75L74 217V219H75V221H74V223L75 224H78V223H80V221H82L84 218H86V212L85 211H83V204H79V203H76L77 204V206L75 207V205H74V199H75V196H76V191H73V190H69V188H68V186H67V184L65 183V184H62V185H58V186H55V185H53L54 184V178L56 177V176H58V175H64L63 177L64 178H66L67 177V175H68V168L70 167L69 165H70V163H74L76 160H77V158L79 157L80 158V156H78V154L80 155L81 153V151H79V147H78V145L81 143L82 144V142L81 141H83V140H79V138H78V135L80 134V132H81V130L83 131V129L85 128V123L87 122V120H88V118L90 117V116H92V118H93V116H94V118H93V122L90 124V125H92V128H94L95 129V126L98 124L99 125V122L101 121V119H103L104 120V118H106L107 119V117H108V115H109V113H110V111L112 110V108L113 109H115V102L113 103L112 102V99H111V102H109V103H107V104H103L102 102H100L101 100H99V94L98 95H96V93H97V91H96V89H95V79H96V77L98 76V70L96 69V70H94L92 67H90L91 66V64L90 63H87L86 64V66H84V67H82V68H80V67H78V68H74V69H70V70H66V69H62L63 67H66V63H67V61H70L72 58H76V57H83V55L85 54H83V52H82V50H81V52L82 53H80V52H78V47L79 48H81V49H83V51H90V54L88 55V57L87 56H84V58L85 57H87V59L86 60H88L89 59V57L92 59V58H94L95 56L94 55H92V54H94L95 53V50H93L94 52L93 53H91V49L95 46V45H100L101 44V35H98V36H96L94 33L95 32H87L83 37H82V34H81V32L79 31V28H77L76 30H78L79 32H78V34H80L81 35V41L79 42V44L78 45H75V46H72V45H68V44H66L65 46L64 45H60L58 42L60 41H55V37L57 36V34H59V33H54L56 36L53 38V35H51V34H47V38L45 37V33L44 32H42V31H37L36 30V32L35 31H33L34 29H31L30 27H29V29H31L32 31H29V30H26V29H23L22 30V27H21V29L19 30ZM40 29V28H39ZM48 29V28H47ZM52 29V30H53ZM128 29V28H127ZM126 29V30H127ZM147 29H148V27H147ZM151 29V28H150ZM182 29V28H181ZM225 29V28H224ZM17 30V31H16ZM25 30V31H24ZM63 30V29H62ZM74 28H73V33H75V31H76ZM115 30V29H114ZM123 30V29H122ZM121 30V31H122ZM140 30V29H139ZM149 30V29H148ZM183 30H184V28H183ZM194 30H196V29H194ZM193 30V31H194ZM198 30V29H197ZM239 30V29H238ZM24 33H23V32ZM70 31V30H69ZM117 31H120V30H117ZM154 31H156V29H154ZM158 31V30H157ZM156 31V32H157ZM160 31V30H159ZM176 31V30H175ZM192 31V32H193ZM223 31V30H222ZM233 31V30H232ZM235 31V30H234ZM13 32H11V36H12V33ZM49 32V31H48ZM61 32H64V33H66L65 31H61ZM68 32V31H67ZM72 32V31H71ZM122 32H126L125 31V29H124V31H122ZM130 32V31H129ZM136 32V31H135ZM138 32H141V35H140V42L138 43V45H136V47L134 46V48L136 49H138V47L139 46H141V44H142V42H143V40L142 39H145L146 37H145V32L146 31H138ZM138 32H136V33H138ZM143 32H144V34H143ZM150 32H153V31H150ZM156 32H155V35H156ZM184 32H187V33H191V32H188V31H184ZM224 32V31H223ZM242 32H244V31H242ZM10 33V32H9ZM8 33V34H9ZM117 33H120V32H117ZM117 33L115 32V34L117 35ZM132 34H133V32H131ZM136 33H134V34H136ZM158 33V32H157ZM187 33H186V35H187ZM194 33V32H193ZM192 33V34H193ZM196 33H198V31H196ZM201 33V32H200ZM61 34V33H60ZM59 34V36L60 37H63L64 36V34H63V36H61ZM114 34V35H115ZM123 34V33H122ZM132 34H130V38H131V35ZM133 34V35H134ZM153 34H154V32H153ZM151 35V36H154V35ZM180 34H181V32H180ZM180 34H178V35H180ZM192 34H191V36H192ZM195 34V33H194ZM230 34V33H229ZM244 34V33H243ZM248 34V33H247ZM0 35V36H1ZM5 35V34H4ZM10 35H6L7 37H9ZM71 35V34H70ZM125 35H127L126 33H125ZM129 35V34H128ZM133 35H132V38H133ZM185 36V33L184 34H182V36H180L181 38H183L184 36ZM196 35V34H195ZM194 35V36H195ZM71 36H73L74 37V35L72 34ZM78 36V35H77ZM119 36H122V35H120V34H118V36L116 37L117 39H115L117 42L116 43H120V42H118L119 41ZM136 36V35H135ZM148 36V38H149V34L147 35ZM172 36V35H171ZM245 36V35H244ZM14 37V35L12 36V38ZM59 37V38H60ZM67 38L69 37V35L68 36H66ZM78 37V38H79ZM123 37V36H122ZM128 36H127V38L129 39V40H131L132 41V39H130ZM178 37V36H177ZM5 38V37H4ZM4 38H2L3 40H5ZM58 37H57V40L59 39ZM124 38H125V36H124ZM188 38L189 37H186L185 39H187V41H188ZM192 38V37H191ZM191 38H190V40H191ZM217 38V37H216ZM236 38V37H235ZM10 39V38H9ZM62 39H65V38H62ZM76 39H77V37H76ZM120 39H122V40H120V41H122V44H123V42H124V40H123V38H120ZM134 39V38H133ZM150 39H152L151 37H150ZM149 39V40H150ZM164 39H166L165 37H164ZM178 39V38H177ZM180 39V38H179ZM184 39V38H183ZM212 38L210 37V40L209 41H212L211 40ZM214 39H215V37H214ZM250 39V38H249ZM67 40V39H66ZM68 40L70 41V39L68 38ZM126 40V39H125ZM128 40V41H129ZM138 40V39H137ZM149 40H144L145 41V43L147 42V41H149ZM216 40V39H215ZM7 43L9 42V45H10V41H8V40H5ZM11 41H12V39H11ZM71 41H72V37H71ZM78 41V40H77ZM111 41V40H110ZM142 41V42H141ZM180 42H182V40L180 39L179 40ZM187 41H186V43H187ZM193 41V40H192ZM194 41H195V39H194ZM193 41V42H194ZM208 41V42H209ZM4 42V41H3ZM66 42V41H65ZM73 42L75 43V41L73 40ZM109 41H107V43H108ZM113 42H114V40H113ZM126 43H128L127 41H125ZM130 42V41H129ZM136 42V43H135ZM135 44H137V42L138 41H136L135 40ZM184 42H185V40H184ZM183 42V43H184ZM192 42V43H193ZM223 42V41H222ZM60 43H64L63 41L61 42L60 41ZM125 43V44H126ZM132 43V42H131ZM148 43V42H147ZM162 43V42H161ZM191 43V42H190ZM189 42H188V46H189V44H190ZM195 43H197V41L195 42ZM213 43V42H212ZM211 43V44H212ZM70 44H71V42H70ZM176 44V42L174 43V45ZM197 44H200V43H197ZM196 44V45H197ZM208 43L206 42V44H204V46L207 48V49H209V50H207V52L208 51H211L212 49H211V47H212V45L210 44L209 46H211L210 48H209V46L207 47L206 45H207ZM8 45V46H9ZM74 45V44H73ZM107 45V44H106ZM109 45V48H111L110 47V44H108ZM121 45V44H120ZM131 45V44H130ZM134 45V44H133ZM143 45H145V44H143ZM142 45V48H144V46ZM172 45H173V43H172ZM182 45V47H183V44H181ZM184 45H186L185 43H184ZM195 45V46H196ZM216 45V44H215ZM217 45H218V43H217ZM223 45V44H222ZM2 46V45H1ZM7 46V47H8ZM11 46H12V43H11ZM123 46V45H122ZM127 47H128V51H130V48H129V46L128 45H126ZM126 46H124L125 48H126ZM146 46V45H145ZM191 46V45H190ZM189 46V47H190ZM194 46V45H193ZM193 46H191L193 49H195V47H193ZM220 48H221V46H220V44L218 45ZM106 47H108V46H106ZM114 47V46H113ZM121 47V46H120ZM123 47V48H124ZM177 47H179V45L177 46ZM182 47L180 48L179 47V50L180 49H182ZM187 47V46H186ZM190 47V49L193 51V49ZM102 48H103V46L99 49V50H96V55L98 54V51H101L102 50ZM133 48V47H132ZM132 48H131V50H132ZM139 48H141V47H139ZM188 48V47H187ZM196 48H198V45L196 46ZM201 48H202V46H201ZM201 48H199V52H200V49ZM218 48V47H217ZM219 48V49H220ZM223 48V47H222ZM14 49V48H13ZM135 49H133L132 50V52H135ZM184 49V48H183ZM186 49V48H185ZM184 49V50H185ZM189 48H188V50H190ZM203 49V48H202ZM120 50V49H119ZM142 50V49H141ZM158 50V49H157ZM156 50V51H157ZM163 50V49H162ZM175 50V49H174ZM174 50H173V52H174ZM179 50H177L178 52H179ZM197 50V49H196ZM222 50V49H221ZM9 51V50H8ZM11 51H12V49H11ZM107 51V53H108V49L106 50ZM115 51V50H114ZM116 51H117V49H116ZM124 50L122 49V54L123 53H127V51L126 52H123ZM137 51H139V50H137ZM154 52V53H157V52ZM161 51V48L159 49V52ZM164 52L166 51V50H163ZM169 51V50H168ZM186 51V50H185ZM195 51V50H194ZM192 52V53H194L195 54V52ZM214 51V50H213ZM216 51V50H215ZM157 53V54H160V53ZM164 52H162V53H164ZM167 52V51H166ZM188 52V51H187ZM198 52V51H197ZM212 52V51H211ZM9 53V52H8ZM13 53H14V51H13ZM100 53H104L103 51H101ZM110 53V52H109ZM108 53V54H109ZM111 53H113L112 51H111ZM115 53V52H114ZM138 53V52H137ZM170 53V55H173L171 52H169ZM87 54V53H86ZM107 54V55H108ZM128 54V53H127ZM180 54V53H179ZM190 54V53H189ZM198 54V53H197ZM10 55V54H9ZM107 55H105V56H107ZM126 55V54H125ZM137 55V54H136ZM150 56L149 57H147L148 59H150V57H151V54H149ZM153 55V54H152ZM162 55H164V54H162ZM170 55H168V56H170ZM191 55V54H190ZM213 55V54H212ZM114 56H115V54H114ZM118 56V55H117ZM116 56V57H117ZM132 56V53H131V55H129V58ZM134 56V55H133ZM155 57H156V54L154 55ZM154 56H152L153 57V63H154V65L156 64V63H158V61H156L157 60V58L155 59V57ZM159 56V55H158ZM157 56V57H158ZM175 56V55H174ZM177 56H179V55H177ZM176 56V57H177ZM215 56V55H214ZM6 57V56H5ZM111 57V56H110ZM115 57V58H116ZM121 57H124V55H120L119 56V58H117V61H114V62H118L119 60L118 59H121ZM135 57V56H134ZM151 57V58H152ZM167 57V56H166ZM197 57V56H196ZM196 57H192V61L190 60L189 62H193L194 61V59H196ZM210 57H213V56H210ZM233 57V56H232ZM104 58V57H103ZM114 58V57H113ZM128 58V59H129ZM147 58L146 59H143V60H147ZM160 59L162 58V59H164L165 58V56H161V54H160V57H159ZM169 58V57H168ZM173 58H175V57H173ZM178 58V57H177ZM78 59V58H77ZM99 59V58H98ZM97 59V60H98ZM102 59V58H101ZM100 59V60H101ZM133 60L134 58H130V60ZM141 59H139V60H141ZM161 59V60H162ZM179 59V58H178ZM209 59H212V58H209ZM214 59V58H213ZM72 60H74V59H72ZM85 60V61H86ZM96 60V59H95ZM105 60H106V57H105ZM108 60V59H107ZM111 60V59H110ZM159 60V59H158ZM166 60V59H165ZM169 60V59H168ZM173 61L174 60H176V59H172ZM180 60H182V59H180ZM184 60V59H183ZM182 60V62H184ZM77 61V60H76ZM121 61H123V60H121ZM128 61V60H127ZM137 61V60H136ZM149 61V60H148ZM197 61V60H196ZM78 62V61H77ZM76 62V63H77ZM142 62V61H141ZM141 62L139 63V64H141ZM144 62V61H143ZM149 62H151V61H149ZM156 62V63H155ZM163 62H165V64L167 63L166 61H162L161 63L162 64H164ZM170 62V61H169ZM175 63H174V65L176 64V62H177V64H180V63H178V61L176 60V61H174ZM188 62V61H187ZM69 63V62H68ZM76 63H74V64H76ZM79 63V62H78ZM95 63H96V61H95ZM98 63V62H97ZM104 63V62H103ZM129 63V62H128ZM136 63V62H135ZM144 63H147V62H144ZM173 62L171 61V63H169V64H172ZM191 63H189V64H185V62H184V64H185V67H186V69L185 70H183V72L185 71V73H187L188 74V71L189 70H187V67H189L190 68V64ZM82 64H84V62L82 63ZM92 64H94L93 63V60H92ZM99 64V63H98ZM105 64V63H104ZM113 64H115V63H113ZM138 64V61H137V63L135 64L136 66H139V65H137ZM152 64V63H151ZM168 64V63H167ZM169 64H168V66H169ZM67 65H69V64H67ZM77 65V64H76ZM87 65H90V66H87ZM100 65H101V63H100ZM118 65V64H117ZM130 65V64H129ZM129 65H127V66H129ZM141 65H143V64H141ZM140 65V66H141ZM149 65H150V63H149ZM159 65H160V62H159ZM158 65V66H159ZM186 65H190V66H186ZM197 65V64H196ZM83 66V65H82ZM95 66V65H94ZM99 65H96V67H98ZM105 66V65H104ZM104 66H102V68H104ZM147 65H145V67H146ZM155 66H157V64L155 65ZM157 66V67H158ZM166 66V65H165ZM164 66V67H165ZM180 66V65H179ZM193 66V65H192ZM3 67V66H2ZM1 67V68H2ZM108 67V66H107ZM110 67V66H109ZM117 67V66H116ZM141 67H143V68H145L144 66H141ZM149 67V66H148ZM160 67V66H159ZM163 66H161V68H159L160 70L159 71H161L163 68H162ZM173 67H176V66H173ZM178 67V66H177ZM176 67V68H177ZM194 67V66H193ZM193 67H191L192 69H195V68H193ZM196 67V66H195ZM0 68V69H1ZM106 68V67H105ZM103 69V71H105L106 69ZM120 68V67H119ZM119 68H117V69H119ZM155 68V67H154ZM166 68V67H165ZM168 68H170V66L168 67ZM168 68H166V69H168ZM171 68H172V66H171ZM170 68V69H171ZM182 68V67H181ZM9 71H8V70ZM137 69H140V68H137ZM165 69V70H166ZM170 69H168V71H169V74L168 75H170L171 73H170ZM173 69V68H172ZM172 69H171V71H172ZM180 69V68H179ZM210 69V68H209ZM64 70H66V72L64 71ZM112 70V69H111ZM110 70V71H111ZM142 70V69H141ZM143 70H146V69H143ZM154 70V72L155 71H157V69L155 70V69H153ZM182 70V69H181ZM101 71V70H100ZM102 71V72H103ZM108 71V70H107ZM109 71V72H110ZM117 71V70H116ZM137 71V70H136ZM135 71V72H136ZM148 71H150V69L148 70ZM158 71V72H159ZM173 71H175L174 69H173ZM177 71V70H176ZM196 71H197V68H196ZM199 71V70H198ZM213 71V70H212ZM217 71V70H216ZM1 72V71H0ZM102 72H101V76L103 75L102 74ZM113 72V71H112ZM111 72V73H112ZM115 72V71H114ZM120 72H122L121 70H120ZM120 72L118 73L119 74V76L120 77H118V78H120V79H118L117 80V78H116V80L117 81H119V80H121V77L122 76H124V78L123 79H125V75H123L122 74V76L120 75ZM139 72H141V71H139ZM142 72H144V71H142ZM142 72L141 73H139L140 75H142ZM146 72V71H145ZM166 72V71H165ZM165 72L164 71H162L161 73L163 74L164 73V76L166 75L165 74ZM190 72H191V69H190ZM189 72V73H190ZM194 72V71H193ZM105 73H106V71H105ZM124 73V72H123ZM129 73H131L130 71L127 73V75H126V78H128L129 77ZM137 73V72H136ZM134 74V77H131L130 78V80H129V82H125V80L124 81H119L117 84H119L120 82H122V84H123V82H125L124 83V90H123V94H120L121 92H118L119 93V99L121 98V97H123V98H121V99H124V97H125V100L121 103L120 101H119V103H121V106H119V107H121V108H118V110L116 109V110H114V113H112V115H110L111 116V118H110V116H109V121H110V124L112 125V128H111V126H110V128H111V130H112V132H111V135L109 136V139L112 141L110 144H112L113 146H111V148L113 147L114 149H115V151H116V149L117 150H119V151H121V153H114V155L113 156H115L114 158L115 159H120L121 160V162L123 163V161H126V157L128 156V153H129V146H133L132 144H135V151H136V153H135V156H137L138 157V160H139V157H141V156H144L143 155V153L145 154V152H146V155L149 153V152H151V151H149L150 149L148 148L149 146H151V144H150V139H152V137L154 136V135H158V133L157 134H150L149 133V135H148V127L150 126L149 124H151L150 123V119H151V116L153 117L154 115L152 114L151 115V110H153V107H151L152 105H154V106H156V103L158 104V106H156V108H158L159 106L162 108V106L163 107H167V105L169 106V104H171V103H173V101L175 100V102L176 103H179V100H181L182 99V101H183V98H184V96H180L179 97V95H178V93L181 95V94H185L184 92H182V93H180L181 92V89H180V92H178L177 93V91L175 92H173L172 91V89H171V87L173 88L174 87V89H176L175 88V86L177 87V85L179 84L178 82H175V80L173 81V79H172V83L173 82H175L174 84H177V85H175V86H171L172 84H171V82L168 84L169 86H166L165 88H163V89H158L159 87L160 88H162L161 86H158V84L156 85L155 83H158L159 81H160V78L159 79H154V80H156V82H154L153 84L155 85V86H153L152 84H150V85H152L153 86V88H155L154 90H153V88H151L152 89V91L151 90H149V88H148V90H149V92H147V85H145V83H147V81H145V79L144 78H146V79H148V78H150L149 76L147 77L146 75H148L147 73H146V75L144 76V80H142V79H140L141 78V76L138 74ZM173 73V72H172ZM178 73V71L176 72V74ZM182 73V72H181ZM185 73H184V75H185ZM213 73H215V72H213ZM115 74V73H114ZM126 74V73H125ZM155 74H158V73H156L155 72ZM155 74H153V75H155ZM160 74V73H159ZM185 75V77L187 76L188 77V75ZM192 74H194V73H192ZM216 74V73H215ZM108 75H109V73H108ZM113 75V74H112ZM173 75V74H172ZM180 75V74H179ZM189 75H191V74H189ZM197 75V74H196ZM195 74H194V76L193 75H191V76H189V77H191V78H194L195 76H196ZM199 75V74H198ZM110 76V75H109ZM118 76V75H117ZM116 75H115V77H117ZM164 76H160L161 78H162V81H163V78H164ZM174 76H176V75H174ZM173 76V77H174ZM178 76V75H177ZM183 76V75H182ZM193 76V77H192ZM216 76V75H215ZM100 77V76H99ZM98 77V78H99ZM104 77H105V75H104ZM140 77V78H139ZM143 77V76H142ZM157 77H159L158 75H157ZM156 77V78H157ZM188 77V78H189ZM97 78V79H98ZM155 78V77H154ZM166 78L168 79H171L172 78V76H166ZM178 78H180L179 76H178ZM183 78V77H182ZM190 78V79H191ZM102 79H104L103 78V76H102ZM122 79V80H123ZM153 79V78H152ZM166 79V80H167ZM105 80V79H104ZM103 80V81H104ZM178 80V79H177ZM176 80V81H177ZM180 80V79H179ZM178 80V81H179ZM186 80V79H185ZM188 80V79H187ZM98 81V80H97ZM100 81H101V79H100ZM100 81H98V83H100L101 84V82ZM142 81H144V82H142ZM158 81V82H157ZM162 81H160V82H162ZM110 82V81H109ZM159 82V84L161 85L162 83H160ZM164 82H166V81H164ZM181 82V81H180ZM97 83V84H98ZM103 83V82H102ZM148 83H149V81H148ZM168 83V82H167ZM167 83L166 84H164V86L165 85H167ZM185 83H186V81H185ZM100 84H98V85H100ZM171 84V85H170ZM187 84V83H186ZM97 85V86H98ZM102 85V84H101ZM121 85V84H120ZM120 85H119V87H120ZM163 85V84H162ZM190 85V84H189ZM122 86V85H121ZM151 86V87H152ZM163 86V87H164ZM179 86H180V84H179ZM181 86H183V85H181ZM187 86H188V84H187ZM187 86L185 87L186 89H190V87H188L187 88ZM101 87V86H100ZM117 87V86H116ZM122 88V87H121ZM120 88V91L122 90ZM184 88V86H183V89L184 90H186ZM195 88V87H194ZM98 89H99V87H98ZM97 89V90H98ZM178 89V88H177ZM176 89V90H177ZM105 90V89H104ZM103 90V91H104ZM109 90H110V88H109ZM100 93L101 92H103V91H100V90H98ZM98 92V93H99ZM106 92V91H105ZM105 92H103V93H105ZM102 93V94H103ZM149 93H152V95H149ZM156 93V95L157 96H155V95H153V94H155ZM158 93V94H157ZM175 93H177V95H175ZM263 93V92H262ZM145 94H148V95H145ZM104 95V94H103ZM103 95H102V98H103ZM120 95H123V96H121L120 97ZM183 97V98H182ZM180 98V99H179ZM120 99V100H121ZM110 100V99H109ZM116 101H118V100H116ZM108 102V101H107ZM154 104H153V103ZM119 103L117 102V104L119 105ZM175 105V104H174ZM174 105H170L169 107H172V109L175 107V106H177V104L174 106ZM179 105V104H178ZM174 106V107H173ZM116 107H118V106H116ZM159 107V108H160ZM169 107H167L168 109H165V114L164 115H166V110L168 111L169 110ZM150 108H152V109H150ZM155 108V107H154ZM161 108H160V110H161ZM178 108V107H177ZM171 109V108H170ZM171 109V110H172ZM113 111V110H112ZM157 111H159V109H157ZM170 112V111H169ZM174 112H176V107H175V109H174V111L172 112L171 111V113H174ZM158 112H156V115L158 116L159 115V113H161L160 115L162 116V113H163V110H161V112L159 111V113L157 114ZM162 116L161 118H160V116H158L159 118H157V117H155L156 118V121H157V123H155V121L154 120H151V121H154V126L153 127H156L157 125H159V123L160 122H162V121H160L159 122V120L160 119H162L163 117V119L165 120V117L166 116ZM169 115V114H168ZM171 115V114H170ZM174 117V116H173ZM90 119V118H89ZM154 119V118H153ZM159 119V120H158ZM102 120V121H103ZM164 120H163V122L162 123H165V124H167L166 122H164ZM92 121V120H91ZM101 121V122H102ZM165 121H167V120H165ZM172 122V121H171ZM170 122V123H171ZM105 123H106V121H105ZM153 123V122H152ZM169 123V124H170ZM86 125H87V123H86ZM153 125V124H152ZM162 125V124H161ZM161 125H159V126H161ZM100 126H101V124H100ZM166 126V125H165ZM88 127V126H87ZM98 127V126H97ZM158 127V126H157ZM157 127H156V129H157ZM149 128H151V127H149ZM159 128V127H158ZM90 129H91V127H90ZM90 129H89V131H90ZM155 129V130H156ZM166 129V128H165ZM85 130V129H84ZM152 131V130H151ZM150 131V132H151ZM157 131V130H156ZM165 131V130H164ZM91 132V131H90ZM158 132V131H157ZM92 133H94V132H92ZM168 133V132H167ZM86 134V133H85ZM89 134H91V133H89ZM92 135V134H91ZM94 135H96V134H94ZM98 135V134H97ZM166 135V134H165ZM93 136V135H92ZM91 136V137H92ZM100 136V135H99ZM102 136V135H101ZM106 136V135H105ZM168 136H169V133H168ZM177 136V135H176ZM80 137H82V135L80 136ZM89 137H90V135H89ZM89 137H88V140H89ZM95 137V136H94ZM93 137V138H94ZM153 138H155V137H153ZM156 138H158V136L156 137ZM171 138V137H170ZM173 138H175V137H173ZM178 138V137H177ZM202 138V137H201ZM200 138V139H201ZM96 139H98V136H97V138ZM101 139H103V138H101ZM105 139V138H104ZM172 139V138H171ZM176 139V138H175ZM180 139V138H179ZM178 139V140H179ZM106 140V139H105ZM177 140V139H176ZM94 141H95V139H94ZM96 141H98V140H96ZM100 141V140H99ZM98 141V145H99V143L101 142H99ZM104 141V140H103ZM153 141H155L154 139H153ZM172 141V140H171ZM149 142V143H148ZM151 142H152V140H151ZM86 143V142H85ZM96 143V142H95ZM88 144V145H87ZM86 144V146H87V153H91V152H93V149L92 148H94V147H92V145H94L95 146V144H93V140L92 139H90L89 140V142ZM124 144V145H123ZM148 144H150V145H148ZM212 144V143H211ZM83 145V144H82ZM82 145H80V146H82ZM124 147H123V146ZM153 145V144H152ZM155 145V144H154ZM97 147V143H96V146H95V148ZM81 148V147H80ZM122 148V149H121ZM149 149V150H148ZM152 149V148H151ZM85 151L86 149H82V151ZM97 150H98V147H97ZM99 151V150H98ZM134 151V152H135ZM149 151V152H148ZM236 151V150H235ZM114 152V151H113ZM112 152V153H113ZM94 153V152H93ZM92 153V154H93ZM100 152H98V154H99ZM83 154V153H82ZM95 155H96V157L98 156L99 157V155H97V151H95V153H94ZM101 154V153H100ZM86 155H88V154H86ZM145 155V156H146ZM206 155V154H205ZM113 156H110V158L111 157H113ZM150 156V155H149ZM149 156L147 157V158H149ZM82 157V156H81ZM95 157V156H94ZM100 157H101V155H100ZM107 157V156H106ZM90 158H92L91 157V155H90ZM88 159V158H87ZM87 159H85V161L87 160ZM94 159V158H93ZM93 159H92V161L91 162H93ZM107 159H109V157L107 158ZM106 159V160H107ZM112 160H113V158H111ZM79 160V159H78ZM77 160V161H78ZM84 160V159H83ZM89 160V159H88ZM87 160V161H88ZM105 160V161H106ZM98 161H100L101 162V160L99 159L98 160V158H97V162ZM96 162V161H95ZM201 162H203L202 160H201ZM84 163H86V162H84ZM103 163H105V162H103ZM112 164H113V162H111ZM132 163V162H131ZM148 163V162H147ZM79 164V163H78ZM143 164V163H142ZM76 165V164H75ZM85 165L86 164H84V168H85ZM92 165V164H91ZM98 165H99V163H98ZM98 165H96V166H98ZM131 165V164H130ZM77 166V165H76ZM75 166V167H76ZM80 166V165H79ZM88 166V165H87ZM107 166V165H106ZM143 166V165H142ZM205 166V165H204ZM213 166H214V164H213ZM68 167V168H67ZM91 167V166H90ZM93 167H95V166H93ZM109 167V166H108ZM121 167H122V165H121ZM121 167H119V169L121 168ZM200 167H202V166H200ZM211 167V166H210ZM216 167V166H215ZM215 167L213 168V167H211L212 169H215ZM77 169H78V166L76 167ZM76 168H74V169H76ZM80 168H82L81 166H80ZM106 168V167H105ZM109 168H112L113 169V166L112 167H109ZM123 169H124V167H122ZM121 168V169H122ZM132 169H133V165H132V167H131ZM136 168H138V167H136ZM203 168V167H202ZM204 168H208L207 170H209V167H207V166H205ZM101 169H102V167H101ZM100 169V170H101ZM120 169V170H121ZM135 169V168H134ZM141 169V168H140ZM198 169H200L199 167H198ZM216 169H217V167H216ZM215 169V170H216ZM219 169V168H218ZM217 169V170H218ZM92 170H95V169H92ZM106 170H108L107 168H106ZM109 170H111V169H109ZM130 170V172H128V174H130L131 173V169H129ZM196 170V169H195ZM211 170V169H210ZM78 171V170H77ZM82 171L84 172L85 170L82 168ZM112 171V170H111ZM133 171V170H132ZM136 171V169L134 170V172ZM142 171H144V169L143 170H141V172ZM198 172L200 171L201 173H203V172H206V170H197ZM72 172V171H71ZM91 172V171H90ZM96 172V171H95ZM98 172L99 173H101L102 174V172H100L99 170H98ZM98 172H96V173H98ZM106 172V171H105ZM121 172V171H120ZM123 172V171H122ZM197 172V173H198ZM213 172V171H212ZM218 171H216V173H217ZM201 173H199L197 176L198 177H200L202 174ZM215 173V174H216ZM250 173V172H249ZM86 175H87V172L85 173ZM90 174V173H89ZM92 174V173H91ZM90 174V175H91ZM112 174V173H111ZM132 174V177H133V173H131ZM131 174H130V177H131ZM206 174V173H205ZM214 174V173H213ZM237 174V173H236ZM245 174V173H244ZM244 174H242V175H240V177L241 176H243ZM83 175V174H82ZM103 175V174H102ZM108 175H109V173H108ZM123 175V174H122ZM207 176L208 175H211V174H206ZM221 175V174H220ZM66 176V177H65ZM75 176H76V173H75ZM78 176V175H77ZM89 176V175H88ZM91 176H93V175H91ZM113 176H114V174H113ZM127 176H129V175H127ZM203 177V179L202 180H204L205 179V175L203 174L202 175ZM228 176V175H227ZM249 176V175H248ZM248 176H246V177H248ZM61 177V176H60ZM83 177H85L84 175H83ZM90 177V176H89ZM97 177H98V175H97ZM102 177V176H101ZM132 177L131 178H128L129 180H127L128 182L132 179ZM137 177V176H136ZM211 177V179H213L212 181H206L207 183H209V182H213V181H216V180H214V175H213V177H212V175L210 176ZM210 177H209V179H207V180H211L210 179ZM221 177V176H220ZM244 177H245V175H244ZM244 177H242V178H244ZM245 177V179H247L248 180V178L250 177H248V178H246ZM75 178V177H74ZM94 178H95V176L94 177H92V181L90 180L89 182H88V184L87 185H89V183H91V182H95L96 183V179L94 180ZM118 178V177H117ZM201 178V177H200ZM242 178H241V180H242ZM254 178V177H253ZM256 179H257V177H255ZM254 178V179H255ZM62 179V178H61ZM72 179V178H71ZM86 179V178H85ZM89 178H87L86 180H88ZM114 179V178H113ZM216 179V178H215ZM217 179H219V178H217ZM250 179H252L251 177L249 178V180L248 181H250ZM255 179V180H256ZM67 180V179H66ZM86 180H84L85 181V183H86ZM99 180H100V177H99ZM133 180V179H132ZM132 180L130 181V183H129V185H128V194H126L127 192L125 191V193L124 194H126V195H128V198H127V200L126 201H129L128 203H130L131 201H134L133 200V194H134V188H133V185L134 184H132V183H134V180H133V182H132ZM200 180V179H199ZM221 179H219V181H220ZM235 180H236V178L233 180L234 182H235ZM238 180V179H237ZM239 180H240V178H239ZM240 180V181H241ZM262 180V179H261ZM264 180V179H263ZM60 180H58V182H59ZM65 181V180H64ZM69 181V180H68ZM82 181H83V179H82ZM218 181V180H217ZM219 181H218V183H219ZM240 181H239V183H240ZM243 181V180H242ZM259 181V180H258ZM57 182V181H56ZM120 182V181H119ZM197 182H199V181H197ZM196 182V183H197ZM201 182V181H200ZM199 182V183H200ZM227 182V184H230L228 181H226ZM238 182V181H237ZM254 182V180L252 181V184H255V183H253ZM257 182V181H256ZM260 182V181H259ZM259 182H257V184H255V185H258V183ZM64 183V182H63ZM75 183V182H74ZM94 183V184H95ZM100 183V182H99ZM199 183L196 185V187L199 185ZM203 183V186H205L204 185V182L202 181L201 182V184ZM214 183V182H213ZM218 183L216 182V183H214L215 185L217 184L218 185ZM222 182L220 181V185H222V184H225V186H228V185H226V183H225V181H224V183H222ZM236 183V182H235ZM262 183V182H261ZM82 184V183H81ZM97 184H98V180H97ZM177 184V183H176ZM200 184V185H201ZM206 184V183H205ZM245 184L247 185L248 183L245 181ZM251 184V183H250ZM250 184H248L247 186H249ZM251 184V185H252ZM114 185H116V184H114ZM216 185V186H217ZM239 185V184H238ZM241 185V184H240ZM239 185V186H240ZM250 185V186H251ZM86 186V185H85ZM127 186V185H126ZM125 186V187H126ZM178 186V185H177ZM186 186H187V184H186ZM202 185H201V187H203ZM214 186V185H213ZM212 186V187H213ZM215 186V188H213V189H211L212 191H213V193H214V190L216 191V189L217 190H219V187L217 188ZM236 186H237V183H236ZM245 186V185H244ZM249 186V187H250ZM253 186V185H252ZM58 187V188H57ZM73 187H74V185H73ZM115 187V186H114ZM199 187V186H198ZM195 188L196 190L198 189L199 190V188H201V187H199V188ZM209 187V186H208ZM211 186L209 187V188H212ZM238 187V186H237ZM237 187H236V191H237V193H238V190H237ZM253 187H255V186H253ZM257 187V190L256 191H258V187H259V189H263V188H260V187H262V185H260V186H256ZM81 188V187H80ZM79 188V189H80ZM90 188V187H89ZM204 188V187H203ZM223 188H226V187H223ZM222 187H220V190L221 189H223ZM233 188V187H232ZM234 188H235V186H234ZM241 188V187H240ZM248 188V187H247ZM73 189H75V188H73ZM118 189V188H117ZM126 189V188H125ZM207 188L205 187V190H206ZM244 189V188H243ZM249 189V188H248ZM92 190V189H91ZM119 190V189H118ZM197 190V191H198ZM225 190V189H224ZM249 190H251V189H249ZM140 191V190H139ZM204 191V190H203ZM202 191V192H203ZM226 191V192H225ZM225 191H222V192H225V193H223L224 195H227L226 197H224V195L222 194V196L224 197V198H228V195L230 196V192L228 193V191H229V186H228V191H227V189L225 190ZM234 192H236L235 190H233ZM244 191V190H243ZM246 191H247V189H246ZM251 191H253V190H251ZM263 191V190H262ZM84 192V195L86 196L87 195V193L85 194V191H83ZM113 192V191H112ZM205 192V191H204ZM217 192V191H216ZM216 192L214 193V194H216ZM221 192V193H222ZM233 192V193H234ZM245 192V191H244ZM250 192V191H249ZM90 193V192H89ZM140 193V192H139ZM138 193V194H139ZM154 193V192H153ZM161 193V192H160ZM198 193H201L200 192V190H199V192ZM211 194H209V195H214V194H212V192H210ZM219 193V192H218ZM232 193V194H233ZM248 193V192H247ZM250 193H252V192H250ZM260 193V192H259ZM258 193V195H260ZM262 193V192H261ZM263 193H264V191H263ZM113 194V193H112ZM111 194V195H112ZM202 194V193H201ZM204 195L205 194H207V192H205V193H203ZM220 194V193H219ZM219 194H217V195H219ZM231 194V195H232ZM236 194V193H235ZM243 194H246V193H243ZM243 194H241L243 197H244V195ZM249 194V193H248ZM253 194H254V192H253ZM257 194V193H256ZM78 195H79V197H82V193L80 192H78ZM83 195V196H84ZM137 195V194H136ZM172 195V194H171ZM190 195V194H189ZM198 194L196 193L195 194V196H197ZM209 195H206V197H209ZM221 195V194H220ZM237 195V194H236ZM238 195L240 196V194L238 193ZM119 195H117V197H118ZM198 196H203V195H198ZM210 196V197H211ZM238 196V197H239ZM247 196H249V195H247ZM111 197V196H110ZM125 197L126 196H124L123 197V199H124V201L122 200V198H121V200H117V203H119L118 201H120L121 203H119V204H121V208L122 209H126V208H128V209H131V205L132 204H128V206L127 205H125L126 204V201H125ZM203 197H205V196H203ZM213 197H215V195L214 196H212L211 198H213ZM223 197H221V198H223ZM236 197V196H235ZM235 197H233L234 199H235ZM238 197H237V199H238ZM132 198V199H131ZM194 198V197H193ZM193 198H191V200H194V202L196 201V199H193ZM200 198H202V197H200ZM199 198V199H200ZM216 199H217V197H215ZM250 198V196L248 197V199ZM255 198V197H254ZM257 198H259V197H257ZM263 198V197H262ZM261 198V199H262ZM110 198H108V200H109ZM117 199V198H116ZM118 199H120V198H118ZM169 199H170V197H169ZM204 199V198H203ZM229 199H230V197H229ZM241 199V198H240ZM246 199V198H245ZM256 199V198H255ZM79 200H80V198H79ZM78 200V201H79ZM82 200V199H81ZM172 200V199H171ZM190 200V199H189ZM189 200H188V202H189ZM190 200V201H191ZM218 200V199H217ZM239 200V199H238ZM252 200H254L253 198H252ZM257 200V199H256ZM264 200V199H263ZM115 201V200H114ZM233 201V200H232ZM231 201V202H232ZM246 201V200H245ZM259 201V200H258ZM261 201V200H260ZM197 202V201H196ZM195 202V203H196ZM203 202H205V201H203ZM208 202H210V201H208ZM215 202H216V200H214L213 201V203L215 204ZM227 202H228V200H227ZM227 202H226V204H227ZM249 202V201H248ZM256 202V201H255ZM114 203V202H113ZM112 203V204H113ZM116 202L113 204V205H115V207H117V209H119L120 208V205H119V207L118 206H116V204H117ZM124 205H123V204ZM131 203H133V202H131ZM192 203V202H191ZM200 203H202V202H200ZM199 203V205H204L205 207L207 206V204L206 203H203V204H200ZM224 203H225V201H224ZM223 203V204H224ZM229 203V202H228ZM234 203H235V200H234ZM249 203H251V201L249 202ZM261 203V202H260ZM264 203V202H263ZM79 204V205H78ZM111 204V205H112ZM173 204V203H172ZM211 204L212 203H210V204H208V206L210 205L211 206ZM213 204V205H214ZM218 205L220 204V206H221V204H222V202L220 201V203H217ZM216 204V205H217ZM223 204H222V206H223ZM232 204V203H231ZM257 204H259V203H257ZM262 204V203H261ZM134 205V204H133ZM192 205H193V203H192ZM195 205V204H194ZM197 206H198V204H196ZM212 205V206H213ZM236 205V204H235ZM248 205H250V204H248ZM124 206H127L126 208H124ZM156 206V205H155ZM165 206V205H164ZM208 206H207V208H208ZM219 206V207H220ZM227 206V205H226ZM230 206V205H229ZM227 206L228 208H231L232 206ZM261 206V205H260ZM264 206V205H263ZM97 207V206H96ZM115 207L113 208V209H115ZM134 207H136V206H134ZM133 206H132V208H134ZM153 207H154V205H153ZM171 207V206H170ZM170 207H169V209H170ZM173 207H175V205H173ZM204 207V208H205ZM225 207V206H224ZM227 207H225V208H227ZM234 208H235V206H233ZM242 207H243V205H242ZM242 207H241V209H242ZM247 207V206H246ZM252 207V209H253V207L254 206H251ZM258 207V206H257ZM50 208H54V211L52 210L50 213H53V214H51V217H54L55 218V220H54V218H53V220L55 221L54 223H53V225H52V227H51V229H45L44 228V224H45V222H46V220H47V217H48V211H47V209H50ZM85 208H87V207H85ZM84 208V209H85ZM137 208V207H136ZM163 208V207H162ZM161 208V209H162ZM172 208V207H171ZM177 207H175V209H176ZM193 208V207H192ZM203 208V209H204ZM207 208H205L204 210L202 209V207H200L199 206V209H202L203 211H205ZM209 208H213V207H209ZM208 208V209H209ZM215 208H217L218 209V207H215ZM261 208V207H260ZM94 209V208H93ZM128 209H127V211H128ZM178 209V208H177ZM177 209L175 210L176 212H177ZM185 209V208H184ZM198 209V208H197ZM221 209V208H220ZM236 209V208H235ZM251 209V208H250ZM257 209V208H256ZM259 209V208H258ZM1 210H0V212H1ZM10 210H11V212H10ZM23 210H19L20 211V215H18V216H21V212L23 211ZM87 210V209H86ZM105 210L107 211V208H105ZM121 210V209H120ZM120 210H117V211H119L120 212V215H121V211ZM137 210V209H136ZM209 210H211V209H209ZM213 210H214V208H213ZM225 210H227V209H225ZM225 210H223L222 209V211H225ZM231 210V209H230ZM237 210H240V209H236V211ZM92 211V210H91ZM90 211V212H91ZM98 211H99V208H98ZM98 211H96V210H94L92 213L94 214V212L95 213H98ZM102 211H103V209H102ZM106 211H104V213H106ZM115 211V210H114ZM127 211H123V212H127ZM131 213H133L132 211H133V209H132V211L131 210H129ZM129 211H128V214H129ZM181 211V210H180ZM187 211V210H186ZM192 211V210H191ZM190 211V212H191ZM194 212H195V209L193 210ZM197 211V210H196ZM207 211V210H206ZM229 211V210H228ZM6 212V213H7ZM26 212L25 213H22V214H26ZM101 212V211H100ZM118 212V213H119ZM136 212V211H135ZM164 212V211H163ZM171 213H172V211H170ZM182 212V211H181ZM180 212V213H181ZM208 212V211H207ZM206 212V214L208 215V213ZM238 212V211H237ZM239 212H241V211H239ZM246 212H248V210H246ZM261 212V211H260ZM6 213H4V216L5 217H8L7 216V214ZM16 213V212H15ZM54 213H55V215H54ZM91 213V214H92ZM131 213H130V215H131ZM174 213V212H173ZM172 213V214H173ZM189 213V212H188ZM193 213V212H192ZM197 213V212H196ZM201 213H202V215L203 216H205L204 215V213L201 211ZM211 213H212V211H211ZM222 213V216H221V219H222V217H224L223 216V214H225V213H223V212H221ZM230 213H231V211H230ZM234 213V212H233ZM236 213V212H235ZM234 213V214H235ZM243 214H244V212H242ZM263 213V212H262ZM261 213V214H262ZM12 214V213H11ZM19 214V213H18ZM170 213H169V210H168V214H164L162 217L164 218V220H166V221H168L171 217L169 216V217H167V216H165V215H169ZM172 214H170V215H172ZM178 214V213H177ZM176 214V215H177ZM190 214V213H189ZM200 214V213H199ZM220 214V213H219ZM229 214V213H228ZM245 214H248V213H245ZM257 214V213H256ZM255 214V215H256ZM2 215V214H1ZM0 215V216H1ZM52 215H54V216H52ZM97 215V214H96ZM99 215V214H98ZM119 215V214H118ZM188 215V214H187ZM198 214H196L195 216H197ZM201 215V214H200ZM200 215L198 216V218L200 217ZM206 215V216H207ZM213 215V214H212ZM216 215V214H215ZM236 215V214H235ZM237 215H240V213H238ZM235 216L236 218L238 217V216ZM258 215V214H257ZM256 215V216H257ZM12 216V215H11ZM11 216H9L10 217V219H11ZM15 216H16V214H15ZM88 217H89V215H87ZM102 216H103V213H102ZM105 216V215H104ZM103 216V217H104ZM129 216V215H128ZM132 216H133V214H132ZM173 216H175L174 214H173ZM184 216V215H183ZM218 217H217V219L219 218V215H217ZM226 217L228 216L227 215V213H226V215H225ZM229 216H232V214L231 215H229ZM234 216V215H233ZM247 216H249V215H247ZM251 216V215H250ZM253 216V215H252ZM252 216L251 217H249V218H252ZM2 218H3V216H1ZM25 217V215L22 217V218H24ZM50 217V216H49ZM106 217V216H105ZM117 217V216H116ZM119 217V216H118ZM130 217V216H129ZM128 217V218H129ZM179 217V216H178ZM178 217L176 216V217H173V218H171V219H173L174 221V224L172 225L173 227L175 226L176 227V225L178 224L177 222H178ZM185 217V216H184ZM183 217V218H184ZM210 218H211V214H210V216H209ZM214 217V216H213ZM241 217V216H240ZM242 217H245L244 215L242 216ZM258 217V216H257ZM262 217V216H261ZM260 217V218H261ZM18 218V217H17ZM20 218V217H19ZM99 218H101V214H100V216H99ZM166 218H168V219H166ZM176 220H175V219ZM180 218H181V220H180ZM186 218V217H185ZM188 218H189V216H188ZM192 219H193V217H191ZM196 219V220H198V221H200V219ZM204 218V217H203ZM216 218V217H215ZM232 218H234V217H232ZM235 218V219H236ZM246 218V217H245ZM260 218L258 219V220H260ZM264 218V217H263ZM1 219V218H0ZM7 219V218H6ZM13 219H14V217H13ZM46 219V220H45ZM50 219H52V218H50ZM105 219V218H104ZM133 220H134V218H132ZM226 220H228L227 218H225ZM225 219H223L224 221H225ZM238 219V218H237ZM242 219V218H241ZM2 220V219H1ZM0 220V221H1ZM88 220H89V218H88ZM117 221H118V219H116ZM128 220V219H127ZM132 220V221H133ZM179 220L182 222V217H179ZM185 220V219H184ZM191 220V219H190ZM189 219H188V221L190 222V223H188L189 225H187V224H183V225H187V227L188 228H193V226L192 227H189V226H191L192 225V223L191 222H195L196 220L195 219H193V221L191 220L190 221ZM204 220H205V218H204ZM204 220H202V221H200V222H204L202 225L204 226V224L206 223V221H204ZM219 220L220 219H218V223H215L214 222V220H213V222H214V224H219V225H221L220 223H219ZM240 220V219H239ZM248 219H246V221H247ZM262 221H264L263 219H261ZM4 221V220H3ZM6 221V220H5ZM5 221H4V223H5ZM11 221V220H10ZM13 221V220H12ZM17 221H19L20 222V220H17ZM17 221H16V223H17ZM48 221V220H47ZM90 221V220H89ZM134 221H136V220H134ZM170 221V222H169ZM168 221V224L167 225H171V224H169V223H171L172 221L171 220H169ZM176 221V222H175ZM207 221L209 222L210 221V219L208 220L207 219ZM243 221H244V219H243ZM250 221H251V219L249 220V223H250ZM252 221H256V219H254V220H252ZM7 222V224H9L8 222H9V218H8V221H6ZM19 222H18V224H19ZM51 222H53V221H51ZM91 222V221H90ZM153 222V221H152ZM184 222V221H183ZM187 222V221H186ZM212 222V221H211ZM228 222H230V220H228ZM227 222V223H228ZM245 222V221H244ZM244 222H243V224H244ZM15 222H13V224H14ZM16 223H15V225H16ZM48 223V222H47ZM47 223H46V225H47ZM73 223V224H74ZM92 223V222H91ZM128 223L130 224V223H132L130 220L128 221ZM134 223V222H133ZM175 223H176V225H175ZM239 223H240V225H241V222L239 221ZM11 224H12V222H11ZM90 224V223H89ZM162 224H164V223H162ZM182 224V223H181ZM198 224H199V222H198ZM198 224H196V225H198ZM209 224H210V222H209ZM238 224V223H237ZM252 224V223H251ZM256 224H257V222H256ZM255 224V225H256ZM133 225V224H132ZM156 225V224H155ZM165 230H168V233L170 232V230L169 229H167L169 226H167V228H166V222H165ZM183 225H182V227H183ZM206 225V224H205ZM229 225V224H228ZM228 225H227V227H228ZM232 225V224H231ZM11 226V225H10ZM14 226V225H13ZM48 226H50V225H48ZM75 226V225H74ZM100 226V225H99ZM157 226V225H156ZM199 226H201L200 224H199ZM199 226H197V227H199ZM218 226V225H217ZM222 226V225H221ZM238 226H239V224H238ZM243 226V225H242ZM241 226V228H242V230L241 231H244L245 230V228H244V226L242 227ZM251 226H253V224L251 225ZM257 227L259 226H261V225H259V223L256 225ZM16 227H17V225H16ZM47 227V226H46ZM84 227V226H83ZM103 226H101V228H102ZM129 227V226H128ZM153 227V226H152ZM160 227H161V225H160ZM164 227V226H163ZM181 227V228H182ZM185 227V226H184ZM187 227H185V228H183V229H187ZM205 228L206 227H208V226H204ZM203 227V228H204ZM226 227V228H227ZM250 227V226H249ZM255 227V226H254ZM257 227H255V228H257ZM262 227V226H261ZM9 228V227H8ZM11 228V227H10ZM50 228V227H49ZM81 228V227H80ZM99 229V230H102V229ZM132 227H130L129 229H127V230H125V232L124 233H122V234H127L128 236L129 235H132L133 234V236H130V238L131 237H133V238H135V234H137L138 235V233H137V231L135 230V229H131ZM157 228H159V227H156V230L160 233V230L162 229L163 230V228L161 227V229L160 230H158ZM169 228H172L171 226L169 227ZM180 228V229H181ZM196 227H194V229H195ZM202 228V229H203ZM210 228V227H209ZM214 228H215V225H214ZM217 228V227H216ZM215 228V230L214 229H212V231L214 230V231H216L217 229ZM226 228H224L225 229V231H226ZM233 228H235V226L233 227ZM236 228H240V227H237L236 226ZM235 228V229H236ZM243 228H244V230H243ZM246 228H248L247 226H246ZM5 231H4V230ZM96 229V228H95ZM94 229V230H95ZM174 228H172V230H173ZM197 229V228H196ZM195 229V230H196ZM207 229V228H206ZM231 229V228H230ZM49 231V233H48V231ZM86 230V229H85ZM134 230H135V232H134ZM153 230H155V227H154V229ZM182 230V229H181ZM199 230H201V228L199 227ZM223 230V229H222ZM231 230H233V229H231ZM91 231V230H90ZM96 232H94V233H96L97 235H98V232H97V229L95 230ZM103 232H104V234L107 232V233H109V234H107L106 233V235H104V236H101L102 238L104 237V239L106 238L105 236H108V235H111L110 237L112 238V237H114L115 239L113 240V238H112V240H113V242H111V241H109V239H110V237H108L109 239H105L104 241H106V240H108V242H111V243H109V244H111V249H112V243L114 244V242H115V244L114 245H119V241L120 240H123L124 239V236H121V237H116V234H119L118 232H119V230L118 231H115L114 232V230H113V232L112 231H108V230H106V232L104 231V230H102ZM151 231V230H150ZM164 231V230H163ZM175 231V230H174ZM177 231V230H176ZM193 231V230H192ZM204 231V230H203ZM202 231V232H203ZM206 231H209V230H206ZM218 231V230H217ZM228 231H229V229H228ZM234 231V230H233ZM233 231H231V232H233ZM246 231V230H245ZM262 232H263V230H261ZM260 231V233H262ZM5 232H6V234H5ZM11 232V231H10ZM79 232V231H78ZM81 232H83V231H81ZM122 232H123V230H122ZM134 232V233H133ZM153 232V231H152ZM151 232V234L153 235V233ZM155 232L156 231H154V234H155ZM178 232H179V229H178ZM197 232H198V229H197ZM201 231H200V233H202ZM210 232V231H209ZM209 232H207V233H209ZM220 232V231H219ZM230 232V233H231ZM237 232H238V230H237ZM14 232L12 231V234L11 235H14L13 234ZM74 233L75 234H73L74 236L72 237V235H71V237H72V240L70 241V243H71V246H74V242L75 241H77V239H79V237H80V233H77V232H75L74 231ZM92 233V232H91ZM99 233H100V231H99ZM116 233V234H115ZM163 233V232H162ZM170 233H173V235H175L176 236V232L174 233V232H170ZM187 233V232H186ZM194 233H196V232H194ZM199 233V232H198ZM206 233V234H207ZM211 233V232H210ZM233 233H236V232H233ZM15 234H16V232H15ZM88 234L89 233H83V235H85V238H83V236H82V239H87V237H86V235L88 236ZM95 234V235H96ZM103 233L101 232L100 234H99V236L100 235H102ZM161 234V233H160ZM167 234V233H166ZM183 234V233H182ZM181 234V235H182ZM189 234V233H188ZM227 234H229V232L227 233ZM238 235H239V233H237ZM242 233H240V235H241ZM244 234V233H243ZM252 234V233H251ZM91 235V234H90ZM94 235V236H95ZM147 235H150V232H148L147 233ZM165 234H163L162 236H164ZM172 234H171V236H173ZM180 235V236H181ZM183 235H185V234H183ZM189 235H192V234H189ZM197 235V233L194 235V236H196ZM199 235V234H198ZM197 235V236H198ZM233 234H231V236H232ZM248 235H250V234H248ZM254 235H256V234H254ZM16 236H17V234H16ZM154 236V235H153ZM158 236V235H157ZM156 236V237H157ZM168 237H169V235H167ZM166 236V237H167ZM179 236V238H182V237H180ZM210 236V235H209ZM208 236V237H209ZM212 236V235H211ZM223 236V235H222ZM251 236V235H250ZM253 236V235H252ZM11 237H14V236H11ZM151 238H152V236H150ZM150 237H148V238H150ZM155 237V236H154ZM177 237H178V235H177ZM177 237H176V239H177ZM186 237H188L187 235H186ZM201 237V236H200ZM199 237V238H200ZM207 237V236H206ZM205 237V238H206ZM221 237V236H220ZM246 237V236H245ZM16 238V237H15ZM102 238H100V241L102 240ZM116 238H120V240L117 242V240H116ZM133 238H131V239H133ZM150 238V239H151ZM158 238V237H157ZM157 238H155V239H157ZM162 238H165V236L164 237H162ZM179 238H178V240H179ZM189 238H191L192 239V236L190 237L189 236ZM197 237H195L194 239H196ZM212 238H213V236H212ZM225 238V237H224ZM243 238V237H242ZM247 238V237H246ZM249 238V237H248ZM13 239V238H12ZM88 239H90L89 241H91V242H89V244L90 245H88V250L90 251V250H92V251H90V253L91 252H95L96 253V250L95 251H93L95 248H97V246L99 247V245H101V244H97L96 246H95V244L96 243H93L94 241V239L95 238H93V234L91 235V236H89L88 237ZM87 239V240H88ZM98 239H99V237H98ZM138 239V238H137ZM149 239V240H150ZM166 239V238H165ZM165 239H163V240H165ZM168 240H169V238H167ZM171 239V238H170ZM175 239V238H174ZM173 238L171 239V241L172 240H174ZM175 239V240H176ZM183 239V238H182ZM187 239V241L186 242H184L183 240H180V241H183L184 243H187L188 242V238H186ZM185 239V240H186ZM200 239H202V238H200ZM200 239H199V241H200ZM217 239V238H216ZM244 239V238H243ZM80 240H81V238H80ZM111 240V239H110ZM116 240V241H115ZM136 240V239H135ZM162 240V241H163ZM205 240V239H204ZM212 240V239H211ZM210 240V242H212ZM228 240V239H227ZM231 240V239H230ZM15 241H17V240H15ZM98 241V240H97ZM103 240H102V242H104ZM131 241V240H130ZM129 241V242H130ZM138 241V240H137ZM158 241V240H157ZM156 241V242H157ZM191 241V240H190ZM195 241V240H194ZM197 242H198V240H196ZM209 241V240H208ZM208 241H205V245H206V242H208ZM215 241V240H214ZM260 241V240H259ZM81 242V241H80ZM87 242V241H86ZM95 242H96V240H95ZM108 242L106 241V243H104V244H108ZM122 242V241H121ZM134 242V241H133ZM136 242V241H135ZM150 243H152L151 241H149ZM159 243H157V244H159L160 245V243H161V241H158ZM170 242V241H169ZM175 242V241H174ZM173 242V243H174ZM179 242V241H178ZM192 242H193V240H192ZM191 242V243H192ZM201 242V241H200ZM204 242V241H203ZM247 242V241H246ZM258 241H256V243H257ZM77 243H79V242H77ZM118 243V244H117ZM171 243V242H170ZM180 243H182V242H180ZM190 243V242H189ZM209 243V242H208ZM218 243V242H217ZM216 243V244H217ZM236 243V242H235ZM245 243V242H244ZM80 244V243H79ZM86 244V243H85ZM88 244V243H87ZM94 244V245H93ZM108 244V245H109ZM122 244V243H121ZM132 244H134V243H131V245H130V247L131 248H133V247H135V246H137V245H132ZM161 244H164V243H161ZM193 244V243H192ZM192 244H187V247H189L190 245H192ZM194 244H197V243H194ZM203 245H204V243H202ZM214 244V243H213ZM223 244V243H222ZM248 243H245V245H247ZM251 244V243H250ZM77 245V244H76ZM102 245H103V243H102ZM123 245V244H122ZM203 245H201V246H203ZM207 245H209V244H207ZM218 245H219V243H218ZM217 245V246H218ZM16 246V247H15ZM80 246V245H79ZM82 246V245H81ZM95 246V247H94ZM106 246V245H105ZM104 245L102 246V247H104V249L106 248V249H108L109 247H105ZM126 246V245H125ZM164 246H165V244H164ZM184 246V245H183ZM211 246V245H210ZM216 245H214V247H217ZM220 246L222 247V245L220 244ZM250 246V245H249ZM117 247V246H116ZM119 247H121V245H119ZM123 247V246H122ZM129 247V246H128ZM155 247V246H154ZM180 249H181V247L180 246H178ZM187 247H184L185 249L184 250H186V248ZM209 247V246H208ZM228 247V246H227ZM26 248H28V251H29V253L31 252L32 253V255H31V257H28L27 255H26V253H28V251L27 250H25ZM99 248H101V247H99ZM114 248H115V246H114ZM118 248V247H117ZM153 248V247H152ZM156 248H157V250L159 251L160 249V247L158 248L157 246H156ZM210 248V247H209ZM229 248H231V247H229ZM12 249V250H11ZM82 249V248H81ZM103 249V250H104ZM134 249V248H133ZM169 249H170V247H169ZM178 249V248H177ZM223 249V248H222ZM226 249V248H225ZM24 250H25V252H24ZM76 250V249H75ZM74 250V251H75ZM83 250V249H82ZM86 250V249H85ZM100 250H102V248L100 249ZM102 250V251H103ZM123 250V249H122ZM120 251L119 252V255H118V258H117V262H115V263H117V264H121V262H119L120 260V257H121V255H122V253L121 252H123V251ZM126 250V249H125ZM125 250H124V252H125ZM130 250H132V249H130ZM153 250V249H152ZM166 250H168V248H166ZM165 250V251H166ZM182 250H183V248H182ZM182 250H180L181 251V253H183L182 252ZM220 250V249H219ZM231 250V249H230ZM1 251H0V254H1ZM98 251V250H97ZM160 251H162V248H161V250ZM187 251V250H186ZM225 251V250H224ZM232 251V250H231ZM238 251V250H237ZM73 252V251H72ZM71 252V253H72ZM80 252H82L81 250H80ZM99 252H101V251H99ZM99 252H97L98 254H99ZM103 252H105V251H103ZM123 252V253H124ZM132 252V251H131ZM154 252H156V250L154 251ZM240 252V251H239ZM254 252V251H253ZM5 253V254H6ZM30 253V254H31ZM75 253V252H74ZM77 254H78V250H77V252H76ZM90 253H88L90 256H91V254ZM94 253V254H95ZM107 253V252H106ZM120 253H121V255H120ZM126 253V252H125ZM151 253V252H150ZM160 253V252H159ZM180 253V252H179ZM3 254V253H2ZM8 254V253H7ZM17 254V255H16ZM83 254V253H82ZM85 254V253H84ZM98 254H96V256L98 255ZM105 254V253H104ZM108 254H110V253H108ZM127 254H128V252H127ZM134 254V253H133ZM153 254V252L151 253V255ZM163 254V253H162ZM162 254H160V255H162ZM167 255V252L166 253H164L163 255L164 256H166ZM186 254H188L187 252H186ZM203 254V253H202ZM216 254V253H215ZM4 255V254H3ZM10 255V254H9ZM12 255V254H11ZM72 255H75V254H72ZM79 255V254H78ZM99 255H101V253L99 254ZM123 255H125V254H123ZM122 255V257L126 260L127 258H129V257H125V256H123ZM135 255V254H134ZM149 255L151 258L154 256V255ZM179 255H181V257H182V254H179ZM178 255V256H179ZM214 255V254H213ZM217 255V254H216ZM0 256H2V255H0ZM4 256H7L8 258L9 257H11V256H8V255H4ZM93 256V255H92ZM159 256V254L157 255V257ZM188 256V255H187ZM6 257V258H7ZM32 257H35V258H32ZM137 257V256H136ZM155 257V256H154ZM190 257V256H189ZM249 257V256H248ZM251 257V256H250ZM70 258H71V254H70ZM82 258V257H81ZM122 258V259H123ZM159 258L160 257H158V260H159ZM161 258H162V256H161ZM167 258H168V256H167ZM185 258V257H184ZM192 258V257H191ZM37 259V260H36ZM122 259H121V261H122ZM139 259V258H138ZM174 259V258H173ZM216 259V258H215ZM119 260V261H118ZM154 260V259H153ZM157 260V259H156ZM161 260V259H160ZM218 260V259H217ZM11 261V260H10ZM63 261V260H62ZM128 261L130 262V259H128L127 260V262H126V264L128 263ZM135 261V260H134ZM146 261V260H145ZM222 261V260H221ZM12 262V261H11ZM61 262V261H60ZM78 262V261H77ZM124 262V263H125ZM149 262H151V260L149 261ZM157 262V261H156ZM159 262H161V261H159ZM174 262V261H173ZM177 262V261H176ZM198 262V261H197ZM260 262H261V260H260ZM5 263V262H4ZM7 263V262H6ZM39 263H40V261H39ZM42 263V264H43ZM56 263V262H55ZM84 263V262H83ZM114 263V262H113ZM124 263H122V264H124ZM145 263V262H144ZM164 263V262H163ZM184 263V262H183ZM253 263V262H252ZM131 264V263H130ZM133 264H135V263H133ZM139 264V263H138ZM220 264V263H219ZM264 264V263H263Z\"/></svg>","mask_w":264,"mask_h":264},{"label":"crops","instance_id":"0c3cea01","mask_svg":"<svg viewBox=\"0 0 264 264\" xmlns=\"http://www.w3.org/2000/svg\"><path fill=\"white\" fill-rule=\"evenodd\" d=\"M261 260V264L264 263V258L262 259V257L259 258L258 262Z\"/></svg>","mask_w":264,"mask_h":264}]
</instances>
